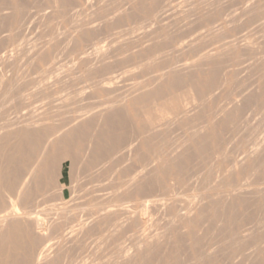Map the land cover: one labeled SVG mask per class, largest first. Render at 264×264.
I'll return each mask as SVG.
<instances>
[{
    "label": "rangeland",
    "instance_id": "rangeland-1",
    "mask_svg": "<svg viewBox=\"0 0 264 264\" xmlns=\"http://www.w3.org/2000/svg\"><path fill=\"white\" fill-rule=\"evenodd\" d=\"M42 1L43 0H41V2H40V0H36V1L35 0H11V1L5 0L6 5L8 4L7 6H5V5H3V4H5V2L3 0V3H1L2 5H0L1 6L0 9L2 8L3 11L5 10L4 12L7 13V16L10 15V18L9 17L7 18L5 15H3L4 12H2V11H1L2 14L0 15V17L2 16L0 19V24H1V20L5 21V22L4 21L2 22L4 24L0 25V27L2 26L1 31H0V36H2V37H0V43H1L0 44V57L1 56L2 57H1L0 61H3V62H0V70L1 69L3 70V72L1 71L2 72V78L1 79L5 80V81L2 80L4 85L1 88V90L3 91V92H1V94L4 93L2 95V97L5 96V97H3V98H5V101H3V104L0 107L1 108L0 109V120H1V118L2 119L8 118L9 113H10L9 116H11L12 114H14L13 113L14 111L16 112V110H15L16 109L15 108L16 102H18L17 103L18 105H16V107L19 106V109H20V106H21V108L23 106L22 103H24V105H25V103H32L33 100L36 98H38V99H36L35 101H37V100L38 101L35 102V104L37 103L36 105H40V103H41L40 101H42L39 99L40 96L42 98H45V97L56 98L58 96L61 97L59 94H62V96L65 94V96H63V99L66 100L65 102H63V105L59 106L61 108H57L58 110L53 108V107H50L51 108L50 109L49 106L47 107L49 109L46 108V111L44 110V108H42L44 111V112L42 111V113L46 112L44 114L45 117L41 113V115H42L41 117L45 121L42 120L39 122L40 124L38 123V125H37L38 129L36 128L35 124H29L28 126L24 124L25 128H23L24 125L22 126V125H20V123L18 125V123H17L16 127L12 128L13 131L12 130L10 131V135H8V137L0 136V175H1L0 176V189H2L1 188V186H2L4 189V190L3 189L2 190L5 191V192H3L1 190V192H0L3 194V196H2V194H0V205H1L0 206V213L2 214L5 212V210L7 211L10 209L8 202L7 203L4 202V200L5 201L8 200L7 196H5V193H7L8 191L10 192L11 195L13 194L12 198L15 200V202H17L16 204H17V207L19 208V210H21V211L26 210V211H29V213H30L29 218L25 220L26 223L20 222V224H19V222H13L14 223L13 224L11 221L6 222L4 220L0 224V227L2 228L0 230V264H32L33 259L38 257V256H40L42 258L41 259L42 261L40 260L41 262H38V264H57V263L58 264H112L115 261H116L115 264H117V263L121 264V262H122V264H124L125 262H126L125 264H134V262H135V264H168V263L169 264H180V263L184 264V263H186V261L188 264H202V263L206 264L204 262L200 263V261L197 262L198 260H195L192 257L193 254H195L194 251H195L196 245L193 244L194 245V247H193L192 243H194V241H191V236L189 237L190 234L186 235L187 232L190 233L189 230L186 231V229L183 228L184 230L182 229L183 231H181V227L178 226V225L181 226V223L180 222L176 223L177 220H180V217L175 219L174 215H172L175 212L174 210H176V209L173 207H171L172 210L170 209L171 213L173 212L172 214L171 213L170 214L172 215L171 216L172 219L175 220V221L174 220L172 221V223L174 222L176 224V227H175V224L172 225V223H167V222H170V220H172L170 218V214L168 213V212H170L169 209L166 208V209H168V211H167L164 208L165 205H162V204L161 205L158 204L157 205V206H159V208H158L154 204V202L151 201V199L153 200L154 198H156L158 195H160L162 192H164L166 190L165 188H167V187L170 191H172L174 193L177 191L176 193L179 194V192L180 193H183L184 191L188 192L189 189L191 191H194L195 188L196 189L200 188L198 190H201L202 187H204L203 185H205L207 187V188L206 187L203 188L204 190H206L208 188H219V187L225 188L227 185H228V187H231V186L238 184L239 182H241L243 180V178L246 177L247 173L249 172V169H250L249 164L251 163V161L248 160L246 162V164L249 165L247 167V169L243 168V167L241 168V166H239L240 168L238 167L236 169L235 168L229 169V168L232 165L234 158L236 159V158L241 157L247 151V149L249 147L247 148V146H245L246 144L249 146V144L255 143L254 145L261 146L260 149H258L260 151V153H258V150H255L258 155L256 156L255 155L256 153H255L253 156L255 157V159H256V157H258L257 160H259L260 156H261V159L263 160V158H264V144H262V143H264V133H263V131H264V129H263L264 128V115H262V114L264 112H262V111H264V109L262 106H264V88H263L264 87V77L261 78V76H264V48H263L264 47V44H263L264 43V14H263L264 13V0H263V2H262V0H257V1L251 0L252 3L251 2L248 3L247 1H249V0H211V1L210 0H200V1L199 0H192V1L191 0H181V2H180V0H133V2H132V0H124V1L123 0H116V1L115 0H101V1L100 0H96V1L91 0L90 2L93 4H91L89 2V0H86L87 3L85 2V0H67V1L66 0H63V1L62 0H44L45 2L44 1L42 2ZM160 1H162V2H160ZM175 1L177 2L176 3L177 5L175 4ZM121 2H122V4H121ZM169 2H170L169 8L173 7V9H172L173 11L172 10H170L169 12L167 11L166 13H169L167 15L164 12V14H165L164 15L162 12L165 9H168L167 7L169 6ZM246 2H247V4L245 5ZM14 3H15V5H18L17 10L12 9ZM88 3H89V5H88ZM107 3H108V5H107ZM10 4L12 6H10ZM94 4H96V6ZM129 4H131V5H129ZM137 4L139 6H141L140 9H139V6H137ZM179 4L180 5L183 4V5L180 6ZM192 4H193V6H192ZM250 4H251V6H250ZM92 5H93V7H92ZM242 5H244L245 7L243 6L242 7L243 10L241 9V12H240L238 10L241 8ZM2 6H4V7H2ZM45 6L48 8L46 9ZM142 6H144V7L142 8ZM216 6H217V8H216ZM233 6H235V7H233ZM161 7H162V9H161ZM246 7H247V10H245ZM42 8L44 9V11L42 10ZM72 8H73V10H72ZM119 8H121V9H119ZM128 8L131 10H128ZM234 8L236 11H234ZM113 9H115V10H113ZM159 9H161V10H159ZM231 9H232V11H231ZM76 10H77V12H76ZM141 10H145L146 12L141 11ZM230 11L233 13H231ZM28 12H30V14ZM63 12H64V14H63ZM116 12L118 13V15L116 14ZM124 12H126V13L124 14ZM71 13H72V15H71ZM128 13L129 14L132 13L130 15V17H129ZM158 13H159V15H158ZM182 13H184V14H182ZM235 13H237L238 15ZM254 13H256V14H254ZM261 13L263 15H261ZM68 14H69V16H68ZM107 14L109 17L107 16ZM122 14H123V16H122ZM75 15H76V17L80 16V19L77 17L78 19L75 18V20H74L73 18ZM137 15H139V16L137 17ZM224 15H227V17ZM234 15H236V16H234ZM3 16H5L7 19L5 18L6 19L5 20L3 18ZM35 16H37V17L34 18ZM149 16H152V17L149 18ZM188 16H190V17H188ZM257 16L258 17L260 16V17L258 18ZM22 17H23V19H22ZM135 17H136V19H135ZM143 17H144L145 21H144ZM163 17H165V18H163ZM191 17H192V19H191ZM50 18H52V19H50ZM106 18L109 21H107ZM227 18H228V20H227ZM231 18L233 20H231ZM66 19H68V20H66ZM130 19H132V20H130ZM146 19H148L149 21ZM154 19H156V20L154 21ZM225 19H226V21H225ZM249 19H251V20H249ZM7 20H8V23H7ZM46 20H47V22H46ZM76 20H78V23ZM116 20H118V22ZM120 20H121V22H120ZM150 20H151L152 24L148 23V22H150ZM152 20H153V22H155V25L152 22ZM257 20H259V21H257ZM58 21H59V23H58ZM104 21H106V22H104ZM112 21H114L113 24H112ZM211 21H212V23H211ZM9 22L10 23L12 22V23L9 25ZM70 22H72V23L70 24ZM85 22H86V24H85ZM109 22H111V23H109ZM119 22L121 24H119ZM140 22H141V24H140ZM68 24H70V26ZM84 24L87 25V27L88 26L90 27V24H91V27L87 28L86 26H84ZM148 24H150V25H148ZM210 24H211V26H210ZM132 25H134V26H132ZM212 25H214V26H212ZM6 26H9V27H6ZM24 26H25V28H24ZM107 26H109V27H107ZM74 27H77V28L81 27L83 29L79 28V30L81 32L78 31L77 28L72 30ZM147 27H148V29H147ZM5 28H7V30ZM44 28L46 29V31H44ZM48 28H50V29H48ZM149 29H150V31H149ZM257 29H258V31H257ZM2 30H3V32H2ZM16 30L19 32V34ZM22 30H23V32H22ZM54 30H56V31H54ZM35 31H36V33H35ZM59 31H63V33L61 32L62 35H61V33H59ZM215 31H216V33H215ZM253 31H254V33H253ZM9 32H10V34H9ZM15 32H17V33H15ZM85 32H87L88 34ZM121 32H123V33H121ZM146 32H148V33H146ZM154 32H155V35H154ZM195 32H197V33H195ZM205 32H206V34L208 33L207 39H206V36L204 34ZM256 32H257V34H256ZM57 33H59V34H57ZM115 33H116V35H114ZM54 34H56V35L54 36ZM103 34L104 35L106 34L105 35L106 37L103 36ZM111 34H112V36H110ZM132 34H134V35H132ZM141 34L143 36H140ZM6 35H7V37H6ZM45 35H46V37H45ZM64 35H66V36H64ZM113 35H114V37H113ZM36 36H38V37H36ZM48 36H50V37H48ZM232 36L234 38H232V40H231ZM259 36L262 38H260ZM63 37H65V38H63ZM253 37H254V39H253ZM61 38H63L66 41L62 40ZM48 39H49V41H48ZM107 39H108V41H107ZM191 39H192L193 43L191 42ZM235 39L239 40V42H241V43L244 41V44L243 43L241 44L238 41H235ZM244 39L246 41H248L250 44H252V47H249L250 44H248ZM154 40H155V43H154ZM194 40H198L197 43H196V41L194 42ZM219 40H221V41L224 40V41L221 43V41H219ZM249 40H251V42ZM257 40L260 42H258ZM120 42L122 43V45ZM147 42H149V43H147ZM179 42H181V45L183 44V46H181ZM230 42H232V44L233 43L236 44L237 48L235 47L234 44H233V47H230V46H232V44ZM188 43H190V44H188ZM229 43H230V45H227ZM30 44L34 45V46H39V47L37 48V47L32 46L33 48H31ZM91 44H93V45H91ZM246 44L249 47V48L247 47L248 50L246 49V46H247ZM20 45H21V48H20ZM107 45H109V46H107ZM192 45H193V47H192ZM226 45H227V47H226ZM238 45H239V47H238ZM93 46H94L96 52L94 51ZM118 46H120L121 51L119 50ZM205 46H206V48H205ZM25 47L28 48V50ZM156 47H157V50H156ZM208 47L209 48L212 47V49L210 48L211 49L210 50ZM5 48H7V49H5ZM169 48H171V49H169ZM220 48L221 49L224 48V49L221 50ZM12 49L14 50L17 57L21 56L20 57L21 59L19 57L17 58V60L20 59V60H18V63H17L19 68H17V66L13 64L15 61V58L14 57L12 58L11 55H8V54H11ZM33 49L36 50V51L35 50L33 51L34 53L32 52ZM84 49L87 51L86 52L87 54L84 53L85 52ZM206 49H209V50H206ZM250 49H253V50L251 51ZM258 49H260V50H258ZM66 50H67V52H66ZM97 50H99V52ZM103 50L105 51V53ZM164 50H166V51H164ZM186 50H187V52H186ZM202 50H204L203 53H202ZM216 50H217V53H215ZM224 50L225 51L228 50L227 53ZM4 52H6V53H4ZM207 52H208V54H207ZM212 52H214L215 54H213ZM21 53H23L24 57L21 55ZM24 53H25V55H24ZM52 53H53V55H52ZM97 53L103 55V57L100 55V59H98L99 54H97ZM222 53H224V54H222ZM26 54L31 55V57L28 56L29 58H26L27 57ZM156 54H158V55H156ZM201 54L203 56L199 60V55L201 56ZM209 54H210V56L208 57L207 55H209ZM211 54H212V56H211ZM258 54H259V56H258ZM68 55H69V57H68ZM104 55H106V57H104ZM152 55H154V56H152ZM214 55H216V56H214ZM220 55H222L223 57ZM242 55H243V57H242ZM7 56L11 57V60ZM204 56H206V58H204V60H203ZM231 56L232 57L236 56V60L234 57H233L234 58L233 59ZM153 57L155 58V60ZM158 57H160V58H158ZM165 57H167V58H165ZM249 57H251V58H249ZM52 58H54V59H52ZM94 58H96V59H94ZM185 58L187 60H185ZM209 58H210V60H209ZM58 59H61V60H58ZM150 59H151V61H149ZM9 60H10V62H9ZM188 60L190 63L188 62V64H187V62H185V61H188ZM190 60H192V61H190ZM62 61H64V63ZM101 61H103V62H101ZM213 61H214V63H213ZM139 62H140V64H139ZM181 62L183 64H181ZM231 62H233V63H231ZM3 63H4V65H3ZM57 63H59V64H57ZM93 63H94V65H93ZM236 63L237 64L238 63L239 64L244 63V64H242V65L238 64L239 65V67H238V65ZM10 64H13V65H11V66H13V68L10 67ZM88 64H89V66H88ZM63 65L65 67L66 66L67 67L63 68ZM69 65H70V67H69ZM14 66H16V67L14 68ZM169 66H172L173 69ZM179 66H181V67H179ZM217 66H218V68H217ZM98 67H100V68H98ZM131 67L133 68V70ZM231 67H232V69H231ZM54 68L56 70H58V73H60V74H58ZM161 68H163L162 69L163 71L161 70ZM210 68H211L212 72L210 71ZM212 69H215V70H212ZM12 70H13V72H12ZM164 70H166V71H164ZM231 70H233V71H231ZM248 70H249V72H248ZM21 71H22V73H21ZM122 71H124V72H122ZM40 72L43 74H41ZM64 72L67 75H64ZM134 72H136V73H134ZM139 72H140V75H138ZM154 72H155V74H153ZM163 72L166 73L168 76L166 74H164ZM217 72H218V74H217ZM6 73H9L13 77H10V75L7 76L8 74H6ZM17 73L19 76L17 75ZM24 73H26V74H24ZM13 74H16V75H13ZM245 74H246V76H245ZM41 75L43 77H41ZM72 75H74V76H72ZM138 76H139V78H143V80L142 81H141V79L139 80L137 78ZM23 77H24V79H23ZM43 78H45V79H43ZM65 78L66 79L69 78V79L66 80ZM104 78H108V79L110 78V79L114 80V83L109 88V90L108 89L105 90V89H101V88H96V89H92V90H91V88L86 89L85 85H89V84L91 85L92 83L99 81V80H103ZM151 78H153V79H151ZM19 79H21V80L23 79L21 83H20ZM51 79H53V81H51ZM56 79H58V80H56ZM131 79L136 80V81H132ZM42 80L44 82H42ZM130 80L133 83L129 84L131 82ZM137 80L139 81V84H138ZM155 80L157 82H155ZM39 81H41L40 84L38 83ZM69 81H71V82L69 83ZM80 81H81V83H80ZM23 82H24V84H23ZM29 82H31V83H29ZM116 82H118V83H116ZM134 82L137 83V85H133V84H135ZM140 82H142V83H140ZM241 82L242 83L246 82L245 83L246 85L242 84ZM252 82H253V85H252ZM32 83H33V85H32ZM72 83H73V85H72ZM22 84H23V86H22ZM25 84H27V85H25ZM67 84H68V86H67ZM126 84L128 86L130 85L131 88H129L130 86L126 87ZM141 84H143V85H141ZM19 85L22 86L23 89ZM123 85H125V86L123 87ZM132 85L135 87L137 86V87L136 88L134 87V89H133ZM162 85H163V87H162ZM171 85L173 87H171ZM24 86H26V89H28L27 87H30L31 89H28L27 91H23V90H26V89H24L25 88ZM68 87H69V89H68ZM246 87H247V89H246ZM4 88H6V89H4ZM62 88H64V89L62 90ZM77 88L78 89L82 88L83 90H82V92L81 91L80 92L83 94L79 93V96L77 98H75L74 96H72V93ZM128 88L130 90L132 89V92ZM139 88H140V91H139ZM9 89L12 92H10ZM4 90H5V92H4ZM248 90H249V93H248ZM17 91H19V92H17ZM147 91L148 92L150 91V92L148 93ZM8 92H10V94H7ZM13 92H14V95H13ZM38 92H39V94H38ZM111 92L114 94L112 95ZM129 92H131V93H129ZM33 93H35L36 96ZM69 93H70V95H69ZM144 93H147V94H144ZM136 95L138 97H135ZM211 95H212V98H211ZM241 95H242V97H241ZM255 95H257V97ZM2 97H1V99H2ZM23 97L26 100L28 97L27 102ZM33 97H35V98H33ZM183 97H184V99H183ZM146 99H148V100H146ZM138 100H139V104H138ZM145 100L147 101V103H145L146 102ZM235 100H236V102H235ZM46 101L47 100H44V101H42V103L46 102ZM70 101H72V102H70ZM186 101H187V104H189V105L191 102L195 105H193L191 103L192 105H190V108H187L189 105L186 106ZM188 101H191V102H188ZM11 102L13 104L14 103L15 104L13 105V104H11ZM116 102H118V104ZM181 102L185 103V107H183L184 105H182L183 108L181 107ZM133 103H135V104H133ZM232 104H233V106H232ZM239 105H240V107H239ZM259 105L261 106V109L259 108L260 107ZM63 106H64V108H63ZM81 106L83 107V109H81L82 108ZM191 106H195V107H192V108H194V110L191 109ZM227 106H229L228 109L225 108ZM253 106H256L258 109L256 107H253ZM169 107H172V108H169ZM161 108L163 109L162 111L166 110L164 108H167V109L169 108L168 111L170 109L172 111L174 109V111H175L176 108H179L177 113L175 111L176 115L178 114V112H179V114L177 116H175V113L173 111V113H171V114H173L174 116L172 115L173 117H171V114H170L171 119L168 118L169 122H167V120H163L165 123L162 121L161 124L160 123L157 124V122H161L160 120H158V121L155 120L156 117L158 115H160L158 113H161V110H160ZM181 108L182 109L185 108L183 110L184 112H185V110L188 109L189 113L185 112L186 113V116H185L184 115L185 113H182L183 111ZM54 109L57 110L56 112H59L60 114L58 113V115H57L54 112L55 111ZM9 110H10V112H9ZM219 110H220V112H219ZM39 111H41V110H39ZM152 111H153V113H152ZM158 111H160V112H158ZM259 111H260V113H259ZM1 112H4L6 114L2 115L3 113H1ZM23 112H25V110ZM51 112H53L55 114H53V113L50 114ZM90 112H91V114H90ZM118 112H120V114ZM156 114H158V115H156ZM189 114H190V116H189ZM46 115H47V117H46ZM48 115H50V116L52 115V117H50ZM112 115H114V116H112ZM180 115H183L182 116L183 118H181ZM152 116H155V119L153 117L152 118L153 121H152V119L150 121V117H152ZM244 116H245V119L243 118ZM66 117H68V118L66 119ZM71 117H72V119H71ZM239 117L241 119L242 118L243 119L240 120ZM209 118H211L212 122ZM213 119H214V121H213ZM65 120L67 121V123L68 122L69 123L66 124ZM61 121H62V123H61ZM154 121H157V122H155L156 124H152V123H154ZM191 121H192V123H190ZM242 121H244V122H242ZM120 122H122V123H120ZM175 122H176V124H175ZM150 123L152 124V126L154 125L155 128H151L152 126ZM240 123H242V124L239 125ZM245 123H246V125H244ZM69 124H72V125L69 126ZM205 124L207 126H204ZM61 125H64L63 126L64 128ZM66 125H67V127L65 128ZM155 125L159 126V129H157L158 133H155V131H156L155 129L158 128ZM195 125L197 126V128ZM31 126H35V127H33L31 129L30 128ZM58 126H60L62 130L59 129L60 127H58ZM68 126L71 129L68 128ZM145 126H146V128H145ZM191 126L196 128V131H197V132L195 131L196 133L194 132L195 128H192ZM165 127H166V129H165ZM202 127H204V128L202 129ZM28 128H30V130ZM257 128H259V129H257ZM25 129L28 130V133L30 131V133L28 134L29 136H27ZM151 129H154V131H152V132H154V134H156V135H153L154 137L160 136L159 138L156 137V139H158L161 142L154 141V140H156L154 138L150 139V137L153 134L151 132ZM190 129H192L193 132L191 130V133H190L189 132ZM99 131H101V132H99ZM178 131H180V132H178ZM198 131L201 133V135L198 134L199 133ZM0 132H1V130H0ZM14 132L16 133V135ZM24 132H25V135H23ZM49 132H51V133H49ZM146 132H147V134H146ZM185 132H186V134H185ZM252 132H254V133H252ZM256 132H259L258 133L259 136L257 135ZM244 133L247 136H245ZM187 134L188 135L192 134V135H190L191 137L194 135L193 136L194 139L191 137L189 138ZM196 134H198L199 136ZM243 134H244V136H242ZM34 135H35V137H33ZM42 135H43V137H42ZM147 135H149L150 137H148ZM23 136H25V138H23ZM26 136L27 137L31 136L32 138L30 137V139H31L30 142L31 143L33 141L34 142L31 144L29 142V139L28 138L26 139ZM146 136L150 141L148 139H146ZM195 136H196V138H195ZM51 137H53V138H51ZM64 137L68 140H66ZM82 138H84V139H82ZM161 139L163 140V142ZM246 139H247V141H246ZM145 140H146V142H145ZM151 140L153 143L155 142V143H158L159 145L155 144V143H154L155 145L151 144L150 147L148 145L147 146L144 145V143L150 144ZM23 141H25V142H23ZM244 141H246L245 145L243 143ZM27 142H28V144H27ZM112 143H114V144H112ZM164 143H165V145H162ZM44 144H45V146H43ZM67 144H69V145H67ZM171 144H173V145H171ZM114 145H116V147ZM120 145H121V147H119ZM167 145H169L172 148H170ZM59 146L61 148H58ZM158 146L159 147L161 146L162 149L161 148L157 149ZM175 146L176 147L178 146V147L176 148ZM227 146L229 149L227 148ZM258 146L257 147L255 146V147L259 148ZM22 147H23V149H22ZM26 147H27V149H26ZM37 147H38V149H37ZM87 147H89V148H87ZM108 147H109V149H108ZM151 147L153 149H154V147H156V149L153 150ZM174 147L176 149H174ZM225 147L228 150H226ZM245 147H246V149H245ZM169 148L171 149L170 152L168 151ZM15 149H17V150H15ZM101 149H104V150H101ZM151 149H152V151H151ZM165 149H166V152L168 151L169 153H165ZM223 149H225V150H223ZM243 149H245V150H243ZM28 150H29V152H28ZM65 150H67V151H65ZM91 150H93V151H91ZM162 150H164V152ZM217 150H219V151H217ZM41 151H43L44 154L40 153ZM212 151H214L215 154H214V152L212 154ZM7 152H8V154H6ZM151 152H154L155 156H156V153H159V154L162 153V155L164 154L163 156H166L164 158H166L168 163H165V162H163V160L160 159L162 164H163L162 165L160 160L159 161H158V159L156 160V157ZM205 152H207V153H205ZM35 153H36V155H35ZM177 153H178V155H177ZM208 153L210 155L209 156L210 158L213 155L212 158H214V159L211 158L212 163L214 162L213 164L211 163V160H207L209 158V157H206L208 155ZM216 153H218V155ZM225 153H227L226 156L229 155V157H226ZM166 154L167 155L169 154L170 155L169 158L172 160H169V158H167L168 156ZM172 155H173V157H171ZM214 155H215V157H214ZM223 155H224V158H223ZM235 155H237V156H235ZM22 156H23V158H22ZM220 156H222V157H220ZM41 157H42V160H41ZM191 157H192V159H191ZM203 157L209 165L205 162ZM225 157H226V159H225ZM215 158H217V159H215ZM230 158H232V159L229 160ZM201 159H203V160H201ZM261 159L259 161H261ZM151 160H152V162H150ZM200 160L203 163H201ZM220 160H222V161H220ZM19 161L21 163H19ZM143 161H148V163L143 162ZM153 161H155L154 162L155 166H156L155 169L158 168V170L153 169L154 168ZM196 161H197V163H196ZM51 162H52V164H51ZM176 162H178V163H176ZM150 163H152V165ZM164 163H165L166 167H168V165H169V167L166 170H164L166 168L164 166ZM170 163L173 166L172 169L170 167L171 166ZM147 164H149V165H147ZM160 164L162 165L163 168L160 166ZM175 164H176V166H175ZM206 164L209 167H210V165H212L210 168V170L212 172L208 169L209 167L207 168ZM50 165H52V166H50ZM142 165H143L144 169H142ZM145 165H147L149 167H144ZM157 165H159L160 167L159 166L157 167ZM201 165H203V166H201ZM5 166H6V168H4ZM31 166H33V167H31ZM219 166H221V167H219ZM19 167H20V169H19ZM9 168H10V170H9ZM95 168H97V169H95ZM100 168H103V169H100ZM13 170H15V171H13ZM93 170H95V171H93ZM104 170H106V171H104ZM174 170H175V172H173ZM230 170H233L232 174H231ZM241 170L244 172V175H243V172ZM259 170H260V172L258 171L255 173V178L257 180H260L263 177L261 179V181H263L264 180V167L260 168ZM10 171H11V173H10ZM19 171H20V173L21 172L22 173L20 174ZM178 171H180V172H178ZM182 171H183V173H182ZM45 172H47L48 174ZM145 172H147V173H145ZM53 173H55V174H53ZM104 173H106V174H104ZM217 173H218V176H217ZM115 174H116V176H115ZM173 174H175V176H173ZM39 175H40V177H39ZM147 175H148V177H147ZM179 176H180V178H179ZM211 177H214V178H211ZM217 178H220V180H217V182L215 183V181H216L215 179H217ZM15 179H17V180L15 181ZM25 179H27L28 181ZM131 179H133V180H131ZM156 179H159V180H156ZM213 179L215 181H213ZM256 179H253V181ZM94 180H95V182H94ZM201 180H202V182H201ZM158 181H160V184L161 183L162 184L160 185ZM222 181H223V183H222ZM172 182L174 184H172ZM184 183H185V185H184ZM208 183L210 185H207ZM106 184L107 185L109 184L108 185L109 188L107 187ZM163 184H164V186H163ZM7 185H8V187H7ZM19 185H21V186H19ZM97 185L99 187H96ZM186 185H187V187H186ZM218 185H220V186H218ZM169 186L172 188H170ZM18 187L20 188L21 191L19 190ZM101 187L103 189H101ZM105 187H107V188L105 189ZM228 187H226V188H228ZM12 188L14 190H12ZM177 188L179 191L177 190ZM87 189H88V191H87ZM196 189H195V191H198ZM17 190H19V192ZM153 191H155V192H153ZM15 192H17L18 195ZM104 192H106V193H104ZM120 193H121V196H120ZM155 194H157V195H155ZM257 194H259V193H256L254 195L252 194L254 196L253 199L256 198V200H257L258 197H255V196H257ZM39 195H41V196H39ZM42 195H46V196H42ZM152 195H153V197H152ZM102 196H106V197H102ZM87 197H89V198H87ZM100 197H101V199H100L101 203L98 202ZM119 198L120 199L122 198V202H126V203L128 202V205L133 204V206H136L134 209L135 210L137 209V212L140 210L139 207H137V206H140L142 201L147 199L146 204L144 205L142 211L143 212L148 211V213L146 212L147 214L146 213H143V214H144V218L147 216L145 219L146 225L148 226L147 230L149 233V234L147 233L148 234L147 240H150V241H146L147 242L146 244L144 243V244L140 245L141 248H143L141 251L138 248V246L136 247V246L130 244L131 242L134 243L135 238H136L135 240L137 241L138 232L140 231L139 230L140 224L138 223L139 221H137V220L135 221L134 216L129 220L127 219L128 223L122 224V222H121L120 224H122V227H119L120 224L116 225L119 222H116L115 226H114V224H112L113 221H114L113 223H115V221L117 220V218H118V216H116L117 214L114 215L115 216L114 220L112 219L113 215H111L112 218L110 216H107V218H105L106 216L104 218L103 217L100 218V216L92 214L93 212H95V210L97 208H99L100 204L102 206L103 203L108 202L109 200H112V202H114L113 201L114 199L119 200ZM123 198L125 201H123ZM259 198H260V195H259ZM76 199L78 200L77 202H76ZM148 199H150V200H148ZM22 200H24V201H22ZM103 200H106V201H103ZM256 200H254V201H256ZM120 201H117V202H120ZM260 201H261V199H260ZM260 201L258 202V200H257L256 201L257 203L254 202L256 204L255 205L254 203L252 204V202L251 203L250 202L245 203L238 198V199H233L232 202L229 200V201H227L228 203L226 201L221 203V201H220L219 202L220 204L217 203V205H216L217 207H214L215 209L212 208L213 212H209V211L206 212L209 207H207V210H205L203 213H201L200 212L201 210H199L198 212L201 214L198 216V222H199L198 223V229L199 228H201V229H199L200 230L199 232L197 231L198 229L195 230L196 232H194V233L192 232V236H193V234L200 236L202 233L203 241L207 242L210 239L221 238V236H224L225 234H228L229 232L232 231V233L236 234L235 236L242 237L241 235L244 233L243 228H246V227H244L245 225L246 226L248 225L247 227H252L254 229L253 231L256 232L257 228L253 224L254 223L253 219H255L256 218L255 216H257L258 214H262L259 212H262L261 210L264 208V206H263L264 200L261 201L262 204ZM44 202H45V204H44ZM73 202H74V204H73ZM225 202L227 205L226 204L224 205ZM96 204H99L98 207ZM76 205L79 207H76ZM146 205H148L149 208L152 205L153 206L149 209ZM219 205L221 207H223V209ZM254 205H255V207H254ZM95 206L97 208H95ZM162 206H164V207H162ZM261 206H262V208H261ZM61 207L62 208L68 207V210H70L71 212L69 213V211L67 210L68 213H66L65 216H59L56 210L61 209ZM156 207H157V209H156ZM218 207L220 208V210L221 209L222 210L219 211ZM227 207L229 209H227ZM74 209H77V211ZM92 209H94L93 212H92ZM146 209H148V210H146ZM209 210L212 211L211 208H209ZM228 210L231 213H229ZM41 213H42V216L44 218L45 217L47 218V216H49L47 218V220L41 216ZM47 213H49V214H47ZM204 213H205V215H204ZM209 213H210V215H209ZM252 213H253V215H252ZM76 214H77V216H76ZM162 215L165 217V219L163 218ZM223 215H225V216H223ZM227 215H228V217H227ZM205 216H206V218H204ZM109 217H110V220H109ZM210 217H211V219H210ZM41 218H43V221L41 220ZM168 218H170V219L168 220ZM149 219H151V220L149 221ZM111 220H112V222H111ZM133 220L135 222H137V224L134 223ZM156 220L158 223L156 222ZM206 220H207V222H206ZM41 221L44 224V226H41V225L38 226V224ZM68 221H69V223H68ZM164 221H165V223H163ZM211 221H213V222H211ZM228 221H230V222H228ZM37 222H38V224H37ZM124 222H126V221H124ZM147 222H150L149 225H151V226H149ZM204 223H207V225L204 226ZM8 224H10L11 226ZM21 224H22V226H21ZM33 224L35 226L37 224L36 229L41 230V234L42 233L44 234L46 232L44 234V236L42 235L43 237L41 236V234H32L31 231H28V229H27V228H29L28 225L33 226ZM110 224L113 225V227ZM167 224H168V226H167ZM229 224L231 226H229ZM160 225L164 228H162ZM255 225H256V223H255ZM69 226H70V228H69ZM202 226H203V228H202ZM227 226L230 227V229H229L230 231L229 230L227 231V229H228ZM79 227H81V228L79 229ZM116 227H119V229L118 228L116 229ZM124 227H125V229H124ZM154 227H156V228H154ZM167 227H169V228H167ZM177 227H179V229H177ZM231 227H233L232 228L233 230L231 229ZM122 228L126 232L127 235L125 234V232L122 231ZM131 228H133V229H131ZM172 228H173V230H172ZM214 228H215V230H214ZM107 229H108V231H107ZM112 229H114V230L112 231ZM134 230H137V231L139 230L138 232L136 231L137 236H136ZM158 230L163 231L165 235L163 234V232H158ZM179 230H180V232H178ZM202 230H203V232H201ZM78 231L80 233H78ZM128 231L130 233H128ZM155 231H157V232H155ZM184 231L186 233H184ZM27 232H29V233H27ZM96 233H98V234H96ZM103 233H104V235H103ZM131 233L133 234V236L129 235ZM150 233H152L151 235L153 236L152 237L153 239L151 238V236H149ZM153 233H155V234H153ZM156 233H157V235H156ZM2 234H3V236H1ZM72 234H74V235H72ZM177 234H179V235H177ZM33 235L36 237V239L33 237ZM47 235H50V236L48 237ZM100 235H102V236H100ZM4 236H6V237H4ZM127 236H129V237H127ZM134 236H136V237H134ZM209 236L211 237L210 239H209ZM212 236L214 238H212ZM39 237H41V238H39ZM86 237H88V238L86 239ZM49 238H50V240H49ZM99 238L103 239V240H100ZM124 238H125V240H124ZM81 239H82V241H81ZM155 239L157 242L155 241ZM171 239L174 240V242ZM2 240H3V242H2ZM44 240L47 243V246H45L46 243L44 242ZM120 240H122V242L123 241L124 242L122 243ZM126 241H127V243H125ZM128 242L131 246L128 245ZM42 243H43V245H41ZM114 243H116V244L114 245ZM104 244H107V246ZM119 244L122 245L123 249L120 250V252H119V253H121V255L119 256V259H116V258H118L119 253L117 254V252L119 250H117V248H115V246L119 247ZM123 245L125 247L130 246V247H128V248H130V250H129L130 252H128L127 248H124ZM223 245H224V247L222 245H221L222 247L221 246L217 247V249H219L218 251H217V249H215L214 253H217V255H218V253H220V252L221 253H220V255L217 256L218 258L213 259V261L215 259H217V261L215 260L214 263H212V264H218L219 259H221V260H219L221 264L222 263L224 264V262H226L225 264H227V262L229 263L232 260V259H230L233 257L232 252L230 251L231 249L229 250L227 243H224ZM19 246H20V248H19ZM105 247H106V249L109 250L110 253L105 249ZM135 247H136V250H135ZM261 247L262 246H260V250L262 252L260 253V250H258L259 252L256 250L255 254L251 257V260L253 258L254 261L253 260L252 261L255 262V260H256V262L258 264H264V248L263 247L261 248ZM110 248H112V250H110ZM144 248H146V249H144ZM258 248H259V246H258ZM124 249H125V251H124ZM131 249H133V250H131ZM150 249L151 250L153 249L154 251L153 250L151 251ZM220 249H221V251H220ZM43 250H45V251H43ZM95 250H96V252H95ZM228 250L230 251L229 252L230 254L227 253ZM34 251H35V254H34ZM121 251H124L126 253L127 252L130 253V254H128V253L127 254L130 255L129 257L132 260L129 257H128L129 259L128 258L126 259L124 257V259H122V261H121L120 258H123L121 256L122 255L125 256V253L124 252L122 253ZM134 251H135V253H134ZM37 252H38V255H37ZM114 252L116 253L117 257H115L116 255L114 254ZM140 252H143V253H140ZM248 252H249V249L244 251V253H248ZM99 253L103 254V255H100ZM127 254H126V257L128 256ZM226 254H228L227 256H229V259L226 256ZM259 254H260V256H259ZM96 256L97 257L99 256V257L97 258ZM189 256H190V258H189ZM20 257L24 258V260L21 259ZM135 257H136V259H135ZM219 257H221V258H219ZM12 258H14V259H12ZM99 258H101V259H99ZM102 258H104V259H102ZM157 258H158V260H157ZM191 258H193L194 260ZM222 258H223V261H222ZM240 258H242V257L239 256L238 259H240ZM113 259H115V261ZM125 260H128V263ZM141 260L143 263L141 262ZM14 261H15V263H14ZM106 262H108V263H106ZM245 262H246V260H245ZM249 263H250V261H248L247 263H244V264H249Z\"/></svg>",
    "mask_w": 264,
    "mask_h": 264
},
{
    "label": "bare ground",
    "instance_id": "bare-ground-1",
    "mask_svg": "<svg viewBox=\"0 0 264 264\" xmlns=\"http://www.w3.org/2000/svg\"><path fill=\"white\" fill-rule=\"evenodd\" d=\"M9 1H11V0H9ZM36 1V0H35ZM44 1V0H43ZM42 1V2H43ZM63 1V0H62ZM61 1V2H62ZM67 1V0H66ZM91 0H89V2H90ZM94 1H96V0H94ZM101 1V0H100ZM116 1V0H115ZM124 1V0H123ZM122 1V2H123ZM192 1V0H191ZM200 1V0H199ZM211 1V0H210ZM253 1H255V0H253ZM257 1V0H256ZM4 2H5V0H4ZM34 2V1H33ZM39 2V1H38ZM40 2H41V0H40ZM45 2V1H44ZM60 2V3H61ZM77 2V1H76ZM85 2H86V0H85ZM98 2V1H97ZM104 2V1H103ZM111 2V1H110ZM118 2V1H117ZM122 2H121V4H122ZM131 2V1H130ZM132 2H133V0H132ZM151 2V1H150ZM156 2V1H155ZM160 2H162V1H160ZM179 2V1H178ZM180 2H181V0H180ZM218 2V1H217ZM226 2V1H225ZM248 3L249 2H251V0H249V1H247ZM247 2L245 3V5L247 4ZM262 2H263V0H262ZM1 3H3V0H0V5H2ZM87 3V2H86ZM91 3V2H90ZM125 3V2H124ZM123 3V4H124ZM127 3V2H126ZM177 2L175 1V4H176ZM192 3V2H191ZM204 3V2H203ZM208 3V2H207ZM222 3V2H221ZM220 3V4H221ZM252 3V2H251ZM12 4V3H11ZM10 4V6H12ZM32 4V3H31ZM35 4V3H34ZM38 4V3H37ZM54 4V3H53ZM91 4H93V3H91ZM106 4V3H105ZM110 4V3H109ZM116 4V3H115ZM120 4V5H121ZM128 4V3H127ZM3 5H5V6H7L6 5V2H5V4H3ZM14 5H15V3H14ZM13 5V7H12V9L13 10H17V8H18V5H15L14 6ZM25 5V4H24ZM28 5V4H27ZM33 5V4H32ZM39 5V4H38ZM65 5V4H64ZM88 5H89V3H88ZM95 6H96V4H94ZM107 5H108V3H107ZM106 5V6H107ZM129 5H131V4H129ZM177 5V4H176ZM180 5V4H179ZM181 5H183V4H181ZM180 5V6H181ZM213 5V4H212ZM215 5V4H214ZM260 5V4H259ZM9 6V7H10ZM48 6V5H47ZM55 6V5H54ZM78 6V5H77ZM105 6V5H104ZM137 6H139L138 4H137ZM192 6H193V4H192ZM205 6V5H204ZM240 6V5H239ZM244 5H242L241 6V8L238 10V11H240L241 12V9H242V7H243ZM250 6H251V4H250ZM1 7V6H0ZM2 7H4V6H2ZM27 7V6H26ZM46 7V6H45ZM80 7V6H79ZM92 7H93V5H92ZM91 7V8H92ZM110 7V6H109ZM132 7V6H131ZM140 7L141 6H139V9H140ZM144 6H142V8H143ZM170 7V2H169V6L167 7L168 9H165L162 13L164 14V12H165V14L167 15V14H169V13H166L167 11L169 12L170 10H172L173 9V7H171V8H169ZM176 7V6H175ZM174 7V8H175ZM224 7V6H223ZM233 7H235V6H233ZM245 7V6H244ZM44 8V7H43ZM42 8V10L44 11V9ZM48 7H46V9H47ZM75 8V7H74ZM90 8V9H91ZM123 8V7H122ZM126 8V7H125ZM178 8V7H177ZM186 8V7H185ZM216 8H217V6H216ZM238 8V7H237ZM252 8V7H251ZM260 8V7H259ZM78 9V8H77ZM93 9V8H92ZM101 9V8H100ZM117 9V8H116ZM119 9H121V8H119ZM118 9V10H119ZM137 9V8H136ZM161 9H162V7H161ZM161 9H159V10H161ZM176 9V8H175ZM174 9V10H175ZM190 9V8H189ZM192 9V8H191ZM229 9V8H228ZM263 9V8H262ZM23 10V9H22ZM55 10V9H54ZM72 10H73V8H72ZM75 10V9H74ZM113 10H115V9H113ZM126 10V9H125ZM128 10H131V9H129L128 8ZM243 10V9H242ZM245 10H247V7H246V9ZM256 10V9H255ZM4 12L3 10H2V8L0 9V15L2 14V12ZM8 11V10H7ZM24 11V10H23ZM47 11V10H46ZM50 11V10H49ZM133 11V10H132ZM141 11H145V10H141ZM173 11V10H172ZM231 11H232V9H231ZM230 11V12H231ZM234 11H236L235 10V8H234ZM27 12V11H26ZM25 12V13H26ZM41 12V11H40ZM69 12V11H68ZM76 12H77V10H76ZM121 12V11H120ZM119 12V13H120ZM136 12V11H135ZM146 12V11H145ZM149 12V11H148ZM159 12V11H158ZM205 12V11H204ZM29 14H30V12H28ZM27 13V14H28ZM32 13V12H31ZM42 13V12H41ZM99 13V12H98ZM101 13V12H100ZM122 13V12H121ZM126 12H124V14H125ZM153 13V12H152ZM161 13V12H160ZM231 13H233V12H231ZM28 14V15H29ZM33 14V13H32ZM54 14V13H53ZM63 14H64V12H63ZM66 14V13H65ZM89 14V13H88ZM116 14L118 15V13L116 12ZM129 14V13H128ZM132 13H130L129 14V17H130V15H131ZM162 14V15H163ZM164 14V15H165ZM182 14H184V13H182ZM235 14H237V13H235ZM245 14V13H244ZM243 14V15H244ZM251 14V13H250ZM254 14H256V13H254ZM264 14V13H263ZM262 13H261V15H263ZM3 15H5L7 18L9 17L10 18V15L9 16H7V13H3ZM37 15V14H36ZM71 15H72V13H71ZM70 15V16H71ZM90 15V14H89ZM134 15V14H133ZM149 15V14H148ZM158 15H159V13H158ZM181 15V14H180ZM231 15V14H230ZM238 15V14H237ZM253 15V14H252ZM259 15V14H258ZM260 15V16H261ZM5 16H3V18L5 19L6 17ZM63 16V15H62ZM68 16H69V14H68ZM67 16V17H68ZM98 16V15H97ZM107 16H108V14H107ZM122 16H123V14H122ZM139 15H137V17H138ZM224 16H226L227 17V15H224ZM232 16V15H231ZM234 16H236V15H234ZM241 16V15H240ZM259 16V17H260ZM2 17V16H1ZM1 17H0V19H1ZM24 17V16H23ZM23 17H22V19H23ZM37 16H35L34 18H36ZM66 17V18H67ZM78 17V16H77ZM76 17V15L74 16V20H75V18L76 19H80V16L77 18ZM109 17V16H108ZM117 17V16H116ZM121 17V16H120ZM150 17H152V16H149V18ZM174 17V16H173ZM188 17H190V16H188ZM230 17V16H229ZM246 17V16H245ZM252 17V16H251ZM258 17V16H257ZM258 17V18H259ZM6 18V19H7ZM87 18V17H86ZM96 18V17H95ZM126 18V17H125ZM140 18V17H139ZM158 18V17H157ZM160 18V17H159ZM162 18V17H161ZM163 18H165V17H163ZM233 18V17H232ZM231 18V20H233ZM5 19V20H6ZM48 19V18H47ZM50 19H52V18H50ZM61 19V18H60ZM72 19V18H71ZM70 19V20H71ZM97 19V18H96ZM104 19V18H103ZM120 19V18H119ZM133 19V18H132ZM132 19H130V20H132ZM135 19H136V17H135ZM143 19H144V17H143ZM152 19V18H151ZM171 19V18H170ZM191 19H192V17H191ZM223 19V18H222ZM221 19V20H222ZM230 19V18H229ZM254 19V18H253ZM9 20V19H8ZM8 20H7V23H8ZM57 20V19H56ZM66 20H68V19H66ZM69 20V21H70ZM93 20V19H92ZM106 20H107V18H106ZM113 20V19H112ZM122 20V19H121ZM121 20H120V22H121ZM146 20H148V19H146ZM156 19H154V21H155ZM158 20V19H157ZM160 20V19H159ZM213 20V19H212ZM227 20H228V18H227ZM238 20V19H237ZM249 20H251V19H249ZM255 20V19H254ZM260 20V19H259ZM259 20H257V21H259ZM262 20V19H261ZM4 20H1V24H4V23H2ZM27 21V20H26ZM30 21V20H29ZM77 21V23H78V20H76ZM75 21V22H76ZM107 21H109V20H107ZM117 22H118V20H116ZM143 21V20H142ZM144 21H145V19H144ZM149 21V20H148ZM147 21V22H148ZM208 21V20H207ZM225 21H226V19H225ZM230 21V20H229ZM235 21V20H234ZM253 21V20H252ZM5 22V21H4ZM28 22V21H27ZM35 22V21H34ZM46 22H47V20H46ZM52 22V21H51ZM95 22V21H94ZM100 22V21H99ZM104 22H106V21H104ZM113 22L114 21H112V24H113ZM119 22V24H121ZM152 22H153V20H152ZM157 22V21H156ZM166 22V21H165ZM228 22V21H227ZM236 22V21H235ZM12 23V22H11ZM10 22H9V25L11 24ZM14 23V22H13ZM58 23H59V21H58ZM72 22H70V24H71ZM82 23V22H81ZM97 23V22H96ZM109 23H111V22H109ZM148 23H151V20H150V22H148ZM154 23V25H155V22H153ZM164 23V22H163ZM211 23H212V21H211ZM214 23V22H213ZM221 23V22H220ZM230 23V22H229ZM232 23V22H231ZM261 23V22H260ZM0 24V25H1ZM32 24V23H31ZM45 24V23H44ZM50 24V23H49ZM70 24H68L69 26H70ZM85 24H86V22H85ZM84 24V26H86L87 27V25H85ZM94 24V23H93ZM111 24V25H112ZM115 24V23H114ZM118 24V25H119ZM140 24H141V22H140ZM147 24V23H146ZM152 24V23H151ZM157 24V23H156ZM173 24V23H172ZM258 24V23H257ZM7 25V24H6ZM51 25V24H50ZM96 25V24H95ZM138 25V24H137ZM148 25H150V24H148ZM219 25V24H218ZM30 26V25H29ZM43 26V25H42ZM63 26V25H62ZM82 26V25H81ZM121 26V25H120ZM132 26H134V25H132ZM140 26V25H139ZM152 26V25H151ZM150 26V27H151ZM164 26V25H163ZM210 26H211V24H210ZM212 26H214V25H212ZM256 26V25H255ZM2 27V26H1ZM1 27H0V31H1ZM6 27H9V26H6ZM73 27V26H72ZM71 27V28H72ZM78 27V26H77ZM77 27H74L72 30H74L75 28H77ZM90 27H91V24H90ZM89 26L87 27V28H90ZM93 27V26H92ZM96 27V26H95ZM99 27V26H98ZM107 27H109V26H107ZM111 27V26H110ZM144 27V26H143ZM154 27V26H153ZM209 27V26H208ZM216 27V26H215ZM257 27V26H256ZM261 27V26H260ZM23 28V27H22ZM24 28H25V26H24ZM79 28H81V27H79ZM79 28H77L78 29V31H80L79 30ZM85 28V27H84ZM86 28V29H87ZM132 28V27H131ZM146 28V27H145ZM144 28V29H145ZM6 30H7V28H5ZM48 29H50V28H48ZM59 29V28H58ZM76 29V30H77ZM81 29H83V28H81ZM96 29V28H95ZM147 29H148V27H147ZM202 29V28H201ZM210 29V28H209ZM237 29V28H236ZM250 29V28H249ZM9 30V29H8ZM61 30V29H60ZM90 30V29H89ZM110 30V29H109ZM112 30V29H111ZM126 30V29H125ZM212 30V29H211ZM239 30V29H238ZM241 30V29H240ZM247 30V29H246ZM10 31V30H9ZM17 31V30H16ZM44 31H46V29L44 28ZM49 31V30H48ZM54 31H56V30H54ZM58 31V30H57ZM85 31V30H84ZM83 31V32H84ZM95 31V30H94ZM122 31V30H121ZM135 31V30H134ZM146 31V30H145ZM149 31H150V29H149ZM159 31V30H158ZM210 31V30H209ZM257 31H258V29H257ZM262 31V30H261ZM2 32H3V30H2ZM11 32V31H10ZM10 32H9V34H10ZM14 32V31H13ZM18 32V31H17ZM17 32H15V33H17ZM22 32H23V30H22ZM26 32V31H25ZM53 32V31H52ZM63 33V31H59V33ZM65 32V31H64ZM81 32V31H80ZM110 32V31H109ZM119 32V31H118ZM214 32V31H213ZM260 32V31H259ZM6 33V32H5ZM35 33H36V31H35ZM44 33V32H43ZM59 33H57V34H59ZM62 33H61V35H62ZM85 33H87V32H85ZM108 33V32H107ZM111 33V32H110ZM121 33H123V32H121ZM144 33V32H143ZM146 33H148V32H146ZM158 33V32H157ZM195 33H197V32H195ZM215 33H216V31H215ZM253 33H254V31H253ZM7 34V33H6ZM18 34H19V32H18ZM26 34V33H25ZM49 34V33H48ZM88 34V33H87ZM102 34V33H101ZM125 34V33H124ZM173 34V33H172ZM205 34V36H206V39H207V34H206V32L204 33ZM256 34H257V32H256ZM28 35V34H27ZM30 35V34H29ZM56 34H54V36H55ZM106 35V34H105ZM104 34H103V36H105ZM114 35H116V33L114 34ZM114 35H113V37H114ZM118 35V34H117ZM130 35V34H129ZM132 35H134V34H132ZM154 35H155V32H154ZM193 35V34H192ZM238 35V34H237ZM246 35V34H245ZM39 36V35H38ZM38 36H36V37H38ZM59 36V35H58ZM64 36H66V35H64ZM108 36V35H107ZM110 36H112V34L110 35ZM127 36V35H126ZM125 36V37H126ZM140 36H143L142 34L140 35ZM139 36V37H140ZM149 36V35H148ZM262 36V35H261ZM0 37H2V36H0ZM6 37H7V35H6ZM40 37V36H39ZM45 37H46V35H45ZM48 37H50V36H48ZM75 37V36H74ZM82 37V36H81ZM88 37V36H87ZM92 37V36H91ZM106 37V36H105ZM104 37V38H105ZM243 37V36H242ZM260 37V36H259ZM42 38V37H41ZM40 38V39H41ZM52 38V37H51ZM63 38H65V37H63ZM63 38H61L62 40H64ZM72 38V37H71ZM138 38V37H137ZM147 38V37H146ZM153 38V37H152ZM232 38H234L233 36L231 37V40H232ZM260 38H262V37H260ZM2 39V38H1ZM39 39V38H38ZM37 39V40H38ZM57 39V38H56ZM87 39V38H86ZM111 39V38H110ZM109 39V40H110ZM121 39V38H120ZM123 39V38H122ZM239 39V38H238ZM246 39V38H245ZM244 39V40H245ZM253 39H254V37H253ZM47 40V39H46ZM116 40V39H115ZM187 40V39H186ZM190 40V39H189ZM199 40V39H198ZM198 40H194V42L196 41V43H197V41ZM242 40V39H241ZM25 41V40H24ZM48 41H49V39H48ZM56 41V40H55ZM60 41V40H59ZM64 41H66V40H64ZM100 41V40H99ZM98 41V42H99ZM107 41H108V39H107ZM118 41V40H117ZM116 41V42H117ZM121 41V40H120ZM124 41V40H123ZM171 41V40H170ZM200 41V40H199ZM219 41H221V40H219ZM224 41V40H223ZM223 41H221V43L223 42ZM226 41V40H225ZM234 41V40H233ZM235 41H238L239 42V40H237V39H235ZM243 41V40H242ZM246 41V40H245ZM250 42H251V40H249ZM258 41V40H257ZM39 42V41H38ZM44 42V41H43ZM74 42V41H73ZM115 42V43H116ZM126 42V41H125ZM140 42V41H139ZM153 42V41H152ZM162 42V41H161ZM189 42V41H188ZM191 42H192V39H191ZM248 44H250L248 41H246ZM258 42H260V41H258ZM62 43V42H61ZM60 43V44H61ZM64 43V42H63ZM110 43V42H109ZM108 43V44H109ZM121 43V42H120ZM119 43V44H120ZM128 43V42H127ZM147 43H149V42H147ZM154 43H155V40H154ZM157 43V42H156ZM160 43V42H159ZM164 43V42H163ZM180 43V45H181V42H179ZM184 43V42H183ZM193 43V42H192ZM220 43V44H221ZM231 44H232V42H230ZM230 43L229 44H227V45H230ZM239 43H241V42H239ZM243 44H244V41L242 42ZM241 43V44H242ZM257 43V42H256ZM1 44V43H0ZM12 44V43H11ZM16 44V43H15ZM37 44V43H36ZM117 44V43H116ZM146 44V43H145ZM188 44H190V43H188ZM234 44V43H233ZM233 44H232V46H230V47H233ZM264 44V43H263ZM4 45V44H3ZM31 45V44H30ZM29 45V46H30ZM43 45V44H42ZM91 45H93V44H91ZM111 45V44H110ZM121 45H122V43H121ZM152 45V44H151ZM227 45H226V47H227ZM235 45V47H236V44H234ZM247 45V44H246ZM245 45V46H246ZM251 45V46H250ZM249 45V47H252V44H250ZM255 45V44H254ZM257 45V44H256ZM26 46V45H25ZM32 46H34V45H31L30 47L31 48H33ZM48 46V45H47ZM107 46H109V45H107ZM112 46V45H111ZM124 46V45H123ZM148 46V45H147ZM176 46V45H175ZM181 46H183V44L181 45ZM180 46V47H181ZM189 46V45H188ZM241 46V45H240ZM244 46V45H243ZM242 46V47H243ZM259 46V45H258ZM34 47H39V46H34ZM46 47V46H45ZM98 47V46H97ZM119 47V50L121 51V49H120V46H118ZM161 47V46H160ZM165 47V46H164ZM178 47V46H177ZM185 47V46H184ZM192 47H193V45H192ZM224 47V46H223ZM229 47V46H228ZM234 47V48H235ZM238 47H239V45H238ZM248 45L246 46V49L248 50ZM263 47V46H262ZM3 48V47H2ZM12 48V47H11ZM20 48H21V45H20ZM23 48V47H22ZM26 48V47H25ZM44 48V47H43ZM103 48V47H102ZM115 48V47H114ZM128 48V47H127ZM183 48V47H182ZM187 48V47H186ZM189 48V47H188ZM205 48H206V46H205ZM209 48V47H208ZM211 49H212V47H210ZM209 48V49H210ZM237 48V47H236ZM264 48V47H263ZM5 49H7V48H5ZM27 50H28V48H26ZM40 49V48H39ZM42 49V48H41ZM93 49H94V51H95V48H94V46H93ZM117 49V48H116ZM126 49V48H125ZM163 49V48H162ZM161 49V50H162ZM169 49H171V48H169ZM176 49V48H175ZM209 49H206V50H209ZM210 49V50H211ZM221 49V48H220ZM222 49H224V48H222ZM221 49V50H222ZM228 49V48H227ZM257 49V48H256ZM30 50V49H29ZM35 49H33L32 50V52L34 51ZM48 50V49H47ZM60 50V49H59ZM85 50V49H84ZM129 50V49H128ZM134 50V49H133ZM155 50V49H154ZM156 50H157V47H156ZM167 50V49H166ZM166 50H164V51H166ZM174 50V49H173ZM205 50V51H206ZM251 51L253 50V49H250ZM258 50H260V49H258ZM31 51V50H30ZM36 51V50H35ZM39 51V50H38ZM58 51V50H57ZM93 51V52H94ZM98 52H99V50H97ZM101 51V50H100ZM104 51V50H103ZM107 51V50H106ZM151 51V50H150ZM159 51V50H158ZM170 51V50H169ZM199 51V50H198ZM203 51L204 50H202V53H203ZM220 51V50H219ZM225 51V50H224ZM228 51V50H227ZM227 51H225L226 53H227ZM255 51V50H254ZM66 52H67V50H66ZM87 51L85 50V54H87L86 53ZM96 52V51H95ZM148 52V51H147ZM186 52H187V50H186ZM232 52V51H231ZM4 53H6V52H4ZM9 53V52H8ZM34 53V52H33ZM54 53V52H53ZM53 53H52V55H53ZM103 53V52H102ZM104 53H105V51H104ZM117 53V52H116ZM200 53V52H199ZM205 53V52H204ZM210 53V52H209ZM213 54H215V53H217V50H216V52L214 53V52H212ZM219 53V52H218ZM20 54V53H19ZM30 54V53H29ZM27 55V57L26 58H29V57H31V55ZM45 54V53H44ZM97 54H99V53H97ZM126 54V53H125ZM168 54V53H167ZM206 54V53H205ZM204 54V55H205ZM207 54H208V52H207ZM220 54V53H219ZM222 54H224V53H222ZM8 55H11V57L13 58H15V61H14V65H16L17 66V68H19L18 67V60H20L21 58V56H18L20 59H18L17 60V55L15 54V52H14V50L12 49V52H11V54H8ZM21 55L23 56V53H21ZM24 55H25V53H24ZM89 55V54H88ZM100 55L101 54H99V58L98 59H100ZM109 55V54H108ZM132 55V54H131ZM151 55V54H150ZM156 55H158V54H156ZM160 55V54H159ZM197 55V54H196ZM218 55V54H217ZM257 55V54H256ZM29 56V57H28ZM102 57H103V55H101ZM110 56V55H109ZM152 56H154V55H152ZM166 56V55H165ZM195 56V55H194ZM202 54H201V56L199 55V60H200V58H202ZM208 57L210 56V54L209 55H207ZM211 56H212V54H211ZM214 56H216V55H214ZM220 56H222V55H220ZM253 56V55H252ZM258 56H259V54H258ZM2 57V56H1ZM1 57H0V59H1ZM8 58H10V60H11V57H9V56H7ZM24 57V56H23ZM49 57V56H48ZM68 57H69V55H68ZM104 57H106V55H104ZM111 57V56H110ZM120 57V56H119ZM151 57V56H150ZM149 57V58H150ZM156 57V56H155ZM171 57V56H170ZM197 57V56H196ZM223 57V56H222ZM232 57V56H231ZM230 57V58H231ZM234 57V56H233ZM232 57V58H233ZM241 57V56H240ZM242 57H243V55H242ZM261 57V56H260ZM67 58V57H66ZM86 58V57H85ZM88 58V57H87ZM154 58V57H153ZM157 58V57H156ZM158 58H160V57H158ZM165 58H167V57H165ZM198 58V57H197ZM204 58H206V56H204L203 57V60H204ZM235 58V60H236V56L234 57ZM233 58V59H234ZM249 58H251V57H249ZM263 58V57H262ZM5 59V58H4ZM52 59H54V58H52ZM78 59V58H77ZM94 59H96V58H94ZM111 59V58H110ZM114 59V58H113ZM191 59V58H190ZM221 59V58H220ZM232 59V60H233ZM246 59V58H245ZM261 59V58H260ZM10 60H9V62H10ZM58 60H61V59H58ZM83 60V59H82ZM132 60V59H131ZM145 60V59H144ZM153 60V59H152ZM154 60H155V58H154ZM159 60V59H158ZM157 60V61H158ZM163 60V59H162ZM183 60V59H182ZM185 60H187L186 58H185ZM194 60V59H193ZM202 60V61H203ZM209 60H210V58H209ZM213 60V59H212ZM238 60V59H237ZM240 60V59H239ZM250 60V59H249ZM252 60V59H251ZM76 61V60H75ZM84 61V60H83ZM112 61V60H111ZM149 61H151V59L149 60ZM166 61V60H165ZM190 61H192V60H190ZM197 61V60H196ZM206 61V60H205ZM204 61V62H205ZM242 61V60H241ZM240 61V62H241ZM262 61V60H261ZM0 62H3V61H0ZM20 62V61H19ZM27 62V61H26ZM63 63H64V61H62ZM69 62V61H68ZM88 62V61H87ZM101 62H103V61H101ZM106 62V61H105ZM144 62V61H143ZM153 62V61H152ZM156 62V61H155ZM171 62V61H170ZM184 62V61H183ZM185 62H187V64H188V62H189V60L188 61H185ZM216 62V61H215ZM218 62V61H217ZM228 62V61H227ZM234 62V61H233ZM233 62H231V63H233ZM238 62V61H237ZM243 62V61H242ZM66 63V62H65ZM82 63V62H81ZM151 63V62H150ZM162 63V62H161ZM175 63V62H174ZM190 63V62H189ZM192 63V62H191ZM200 63V62H199ZM213 63H214V61H213ZM212 63V64H213ZM7 64V63H6ZM13 64H10V67H12L13 68V66H11V65H13ZM20 64V63H19ZM22 64V63H21ZM28 64V63H27ZM57 64H59V63H57ZM68 64V63H67ZM66 64V65H67ZM84 64V63H83ZM106 64V63H105ZM139 64H140V62H139ZM142 64V63H141ZM163 64V63H162ZM177 64V63H176ZM181 64H183L182 62H181ZM237 64V63H236ZM239 64V63H238ZM237 64V65H238ZM242 64H244V63H240L239 65H242ZM3 65H4V63H3ZM49 65V64H48ZM93 65H94V63H93ZM130 65V64H129ZM164 65V64H163ZM166 65V64H165ZM178 65V64H177ZM180 65V64H179ZM185 65V64H184ZM222 65V64H221ZM228 65V64H227ZM235 65V64H234ZM236 65V66H237ZM239 65H238V67H239ZM251 65V64H250ZM16 66H14V68L16 67ZM23 66V65H22ZM34 66V65H33ZM56 66V65H55ZM76 66V65H75ZM88 66H89V64H88ZM97 66V65H96ZM103 66V65H102ZM168 66V65H167ZM166 66V67H167ZM190 66V65H189ZM219 66V65H218ZM218 66H217V68H218ZM9 67V66H8ZM9 67V68H10ZM47 67V66H46ZM54 67V66H53ZM52 67V68H53ZM60 67V66H59ZM58 67V68H59ZM65 66L63 65V68H64ZM67 67V66H66ZM65 67V68H66ZM69 67H70V65H69ZM143 67V66H142ZM162 67V66H161ZM165 67V68H166ZM169 67H171L172 68V66H169ZM168 67V68H169ZM179 67H181V66H179ZM178 67V68H179ZM210 67V66H209ZM237 67V68H238ZM37 68V67H36ZM98 68H100V67H98ZM109 68V67H108ZM120 68V67H119ZM132 68V67H131ZM150 68V67H149ZM148 68V69H149ZM155 68V67H154ZM160 68V67H159ZM212 68V67H211ZM211 68H210V71H211ZM221 68V67H220ZM244 68V67H243ZM242 68V69H243ZM247 68V67H246ZM261 68V67H260ZM51 69V68H50ZM55 69V68H54ZM86 69V68H85ZM91 69V68H90ZM97 69V68H96ZM102 69V68H101ZM104 69V68H103ZM163 68H161V70H162ZM173 69V68H172ZM231 69H232V67H231ZM235 69V68H234ZM239 69V68H238ZM14 70V69H13ZM13 70H12V72H13ZM41 70V69H40ZM39 70V71H40ZM49 70V69H48ZM53 70V69H52ZM51 70V71H52ZM56 70V69H55ZM89 70V69H88ZM109 70V69H108ZM130 70V69H129ZM128 70V71H129ZM132 70H133V68H132ZM156 70V69H155ZM159 70V69H158ZM167 70V69H166ZM166 70H164V71H166ZM171 70V69H170ZM212 70H215V69H212ZM221 70V69H220ZM219 70V71H220ZM3 72V70L1 69L0 70V99H1V97H2V95L4 94H1V92H3L2 90H1V88L3 87V85H4V83H3V81H5V80H3V79H1L2 78V72ZM6 71V70H5ZM33 71V70H32ZM57 71V73H58V70H56ZM148 71V70H147ZM154 71V70H153ZM163 71V70H162ZM168 71V70H167ZM231 71H233V70H231ZM16 72V71H15ZM26 72V71H25ZM50 72V71H49ZM60 72V71H59ZM62 72V71H61ZM66 72V71H65ZM64 72V75H67L66 73ZM122 72H124V71H122ZM149 72V71H148ZM179 72V71H178ZM212 72V71H211ZM210 72V73H211ZM240 72V71H239ZM242 72V71H241ZM248 72H249V70H248ZM10 73V72H9ZM9 73H6V74H8L7 76H9L10 74ZM21 73H22V71H21ZM35 73V72H34ZM33 73V74H34ZM41 73V72H40ZM56 73V74H57ZM101 73V72H100ZM105 73V72H104ZM134 73H136V72H134ZM133 73V74H134ZM144 73V72H143ZM164 73V72H163ZM175 73V72H174ZM234 73V72H233ZM260 73V72H259ZM258 73V74H259ZM24 74H26V73H24ZM38 74V73H37ZM41 74H43V73H41ZM58 74H60V73H58ZM57 74V75H58ZM63 74V73H62ZM70 74V73H69ZM128 74V73H127ZM153 74H155V72L153 73ZM152 74V75H153ZM157 74V73H156ZM164 74H166V73H164ZM217 74H218V72H217ZM257 74V73H256ZM4 75V74H3ZM13 75H16V74H13ZM17 75H18V73H17ZM138 75H140V72H139V74ZM167 75V74H166ZM213 75V74H212ZM237 75V74H236ZM239 75V74H238ZM6 76V75H5ZM6 76V77H7ZM19 76V75H18ZM25 76V75H24ZM35 76V75H34ZM37 76V75H36ZM45 76V75H44ZM63 76V75H62ZM72 76H74V75H72ZM94 76V75H93ZM151 76V75H150ZM156 76V75H155ZM168 76V75H167ZM173 76V75H172ZM187 76V75H186ZM214 76V75H213ZM216 76V75H215ZM245 76H246V74H245ZM260 76V75H259ZM10 77H13V76H11L10 75ZM22 77V76H21ZM27 77V76H26ZM31 77V76H30ZM41 77H43L42 75H41ZM91 77V76H90ZM224 77V76H223ZM248 77V76H247ZM262 77H264V76H261V78ZM77 78V77H76ZM87 78V77H86ZM139 80L141 79V81L143 80V78H139V76L137 77ZM147 78V77H146ZM214 78V77H213ZM243 78V77H242ZM10 79V78H9ZM23 79H24V77H23ZM22 79V80H23ZM26 79V78H25ZM38 79V78H37ZM43 79H45V78H43ZM50 79V78H49ZM66 79V78H65ZM69 79V78H68ZM68 79H66V80H68ZM151 79H153V78H151ZM155 79V78H154ZM158 79V78H157ZM177 79V78H176ZM180 79V78H179ZM212 79V78H211ZM256 79V78H255ZM3 80V81H2ZM13 80V79H12ZM15 80V79H14ZM20 80V83L22 82V80L21 79H19ZM28 80V79H27ZM39 80V79H38ZM41 80V79H40ZM56 80H58V79H56ZM91 80V79H90ZM126 80V79H125ZM132 81H136V80H133V79H131ZM130 80V81H131ZM146 80V79H145ZM51 81H53V79H51ZM60 81V80H59ZM79 81V80H78ZM94 81V80H93ZM123 81V80H122ZM129 81V80H128ZM128 82L129 84H131V83H133V82ZM147 81V80H146ZM153 81V80H152ZM212 81V80H211ZM12 82V81H11ZM28 82V81H27ZM40 82L41 81H39L38 83L40 84ZM42 82H44L43 80H42ZM65 82V81H64ZM71 81H69V83H70ZM73 82V81H72ZM125 82V81H124ZM137 82H138V84H139V81L137 80ZM155 82H157L156 80H155ZM167 82V81H166ZM173 82V81H172ZM13 83V82H12ZM29 83H31V82H29ZM74 83V82H73ZM73 83H72V85H73ZM80 83H81V81H80ZM85 83V82H84ZM114 83V80L113 79H108V78H104L103 80H99V81H96V82H94V83H92L91 85L89 84V85H85L86 86V89L87 88H91V90L92 89H96V88H101V89H105V90H109V88L112 86V84ZM116 83H118V82H116ZM127 83V84H128ZM135 83V82H134ZM140 83H142V82H140ZM145 83V82H144ZM151 83V82H150ZM159 83V82H158ZM242 83V82H241ZM246 83V82H245ZM244 82L242 83V84H244V85H246ZM257 83V82H256ZM14 84V83H13ZM12 84V85H13ZM23 84H24V82H23ZM23 84H22V86H23ZM28 84V83H27ZM27 84H25V85H27ZM43 84V83H42ZM126 84V87L128 86ZM179 84V83H178ZM10 85V84H9ZM16 85V84H15ZM21 85V84H20ZM19 85V86H20ZM29 85V84H28ZM32 85H33V83H32ZM48 85V84H47ZM46 85V86H47ZM50 85V84H49ZM59 85V84H58ZM118 85V84H117ZM121 85V84H120ZM133 85H137V83H135V84H133ZM132 85V86H133ZM141 85H143V84H141ZM153 85V84H152ZM157 85V84H156ZM159 85V84H158ZM175 85V84H174ZM189 85V84H188ZM243 85V86H244ZM252 85H253V82H252ZM11 86V85H10ZM22 86H20L21 88H22ZM40 86V85H39ZM53 86V85H52ZM67 86H68V84H67ZM122 86V85H121ZM125 85H123V87H124ZM130 86V85H129ZM128 86V87H129ZM140 86V85H139ZM148 86V85H147ZM16 87V86H15ZM19 87V88H20ZM25 88L24 89H26V86H24ZM35 87V86H34ZM78 87V86H77ZM83 87V86H82ZM134 87L135 86H133V89H134ZM137 87V86H136ZM135 87V88H136ZM158 87V86H157ZM162 87H163V85H162ZM171 87H173L172 85H171ZM176 87V86H175ZM220 87V86H219ZM245 87V86H244ZM243 87V88H244ZM18 88V87H17ZM20 88V89H21ZM28 89H31L30 87H27ZM54 88V87H53ZM52 88V89H53ZM129 88H131V86L129 87ZM128 88V89H129ZM150 88V87H149ZM264 88V87H263ZM4 89H6V88H4ZM12 89V88H11ZM15 89V88H14ZM23 89V88H22ZM28 89H26V90H23V91H27ZM42 89V88H41ZM64 88H62V90H63ZM67 89V88H66ZM68 89H69V87H68ZM124 89V88H123ZM143 89V88H142ZM156 89V88H155ZM185 89V88H184ZM224 89V88H223ZM240 89V88H239ZM246 89H247V87H246ZM17 90V89H16ZM19 90V89H18ZM33 90V89H32ZM35 90V89H34ZM82 88L81 89H76L75 91H73V93H72V96H74L75 98H77L78 96H79V93H81L82 92ZM90 90V91H91ZM118 90V89H117ZM130 90V89H129ZM128 90V91H129ZM158 90V89H157ZM161 90V89H160ZM213 90V89H212ZM9 91H10V89H9ZM46 91V90H45ZM81 91V92H80ZM100 91V90H99ZM121 91V90H120ZM131 92H132V89L130 90ZM139 91H140V88H139ZM143 91V90H142ZM171 91V90H170ZM180 91V90H179ZM4 92H5V90H4ZM10 92H12V91H10ZM10 92H8L7 94H10ZM16 92V91H15ZM17 92H19V91H17ZM36 92V91H35ZM40 92V91H39ZM39 92H38V94H39ZM84 92V91H83ZM116 92V91H115ZM131 92H129V93H131ZM144 92V91H143ZM148 92V91H147ZM150 92V91H149ZM148 92V93H149ZM164 92V91H163ZM217 92V91H216ZM37 93V92H36ZM43 93V92H42ZM112 93V92H111ZM142 93V92H141ZM158 93V92H157ZM187 93V92H186ZM212 93V92H211ZM248 93H249V90H248ZM6 94V95H7ZM20 94V93H19ZM18 94V95H19ZM29 94V93H28ZM32 94V93H31ZM34 95H35V93H33ZM41 94V93H40ZM59 94V93H58ZM81 94H83V93H81ZM86 94V93H85ZM94 94V93H93ZM114 93H112V95H113ZM125 94V93H124ZM144 94H147V93H144ZM238 94V93H237ZM13 95H14V92H13ZM21 95V94H20ZM33 95V96H34ZM56 95V94H55ZM61 97H56V98H51V97H45V98H42L41 96H40V100H42V101H44V100H47L46 102H43L42 103V101H40L39 103H40V105H36L35 104V102H37V101H35L36 99H38V98H36V99H34L33 100V102L32 103H25V105H24V103H22L21 101V103L23 104V106H22V108H21V106H20V109H19V106L18 107H16V105H18L17 103L18 102H16V105H15V110H16V112L14 111L13 113L14 114H12L11 116H9L10 115V113H9V115H8V118H1V120H0V130H1V132H0V136H2V137H8V135H10V131L12 130V128H14V127H16V124L18 123V125H19V123H20V125H29V124H35L36 125V128L38 127L37 125H38V123L40 122V121H45L41 116L43 115L44 116V114L46 113H42V111H43V109L42 108H44V110L46 111V108L49 106V108L50 107H53V108H55V109H57V108H61V107H59V106H61V105H63V102H65L66 100H64L63 99V96H65V94L62 96V94H59ZM69 95H70V93H69ZM87 95V94H86ZM90 95V94H89ZM149 95V94H148ZM206 95V94H205ZM8 96V95H7ZM36 96V95H35ZM38 96V95H37ZM68 96V95H67ZM85 96V95H84ZM129 96V95H128ZM152 96V95H151ZM214 96V95H213ZM240 96V95H239ZM250 96V95H249ZM256 97H257V95H255ZM3 97H5V96H3ZM2 97V99L0 100V107L2 106V104H3V101H5V98H3ZM44 97V96H43ZM86 97V96H85ZM130 97V96H129ZM135 97H138L137 95L135 96ZM140 97V96H139ZM150 97V96H149ZM185 97V96H184ZM184 97H183V99H184ZM210 97V96H209ZM241 97H242V95H241ZM254 97V96H253ZM20 98V97H19ZM24 98V97H23ZM33 98H35V97H33ZM50 98V99H49ZM95 98V97H94ZM107 98V97H106ZM147 98V97H146ZM162 98V97H161ZM192 98V97H191ZM195 98V97H194ZM211 98H212V95H211ZM217 98V97H216ZM25 99V98H24ZM23 99V100H24ZM49 99V100H48ZM109 99V98H108ZM139 99V98H138ZM164 99V98H163ZM188 99V98H187ZM26 100V99H25ZM27 100H28V97H27ZM27 100H26V102H27ZM32 100V99H31ZM134 100V99H133ZM136 100V99H135ZM146 100H148V99H146ZM145 100V101H146ZM190 100V99H189ZM196 100V99H195ZM206 100V99H205ZM222 100V99H221ZM257 100V99H256ZM77 101V100H76ZM75 101V102H76ZM87 101V100H86ZM98 101V100H97ZM117 101V100H116ZM152 101V100H151ZM185 101V100H184ZM194 101V100H193ZM197 101V100H196ZM242 101V100H241ZM70 102H72V101H70ZM156 102V101H155ZM188 102H191V101H188ZM195 102V101H194ZM218 102V101H217ZM234 102V101H233ZM235 102H236V100H235ZM259 102V101H258ZM262 102V101H261ZM79 103V102H78ZM77 103V104H78ZM109 103V102H108ZM117 104H118V102H116ZM145 103H147V101L145 102ZM157 103V102H156ZM183 103V104H182ZM192 103V102H191ZM190 103V105H192ZM238 103V102H237ZM256 103V102H255ZM11 104H13L12 102H11ZM15 104V103H14ZM13 104V105H14ZM96 104V103H95ZM133 104H135V103H133ZM138 104H139V100H138ZM226 104V103H225ZM245 104V103H244ZM12 105V106H13ZM71 105V104H70ZM69 105V106H70ZM74 105V104H73ZM146 105V104H145ZM155 105V104H154ZM182 105H184L183 107H185V103L184 102H181V107H182ZM187 105H189V104H187V101H186V106ZM190 105L187 107V108H190ZM193 105H195V104H193ZM227 105V104H226ZM263 105V104H262ZM4 106V105H3ZM84 106V105H83ZM97 106V105H96ZM100 106V105H99ZM106 106V105H105ZM104 106V107H105ZM144 106V105H143ZM177 106V105H176ZM179 106V105H178ZM231 106V105H230ZM232 106H233V104H232ZM260 106V105H259ZM5 107V106H4ZM82 107V106H81ZM87 107V106H86ZM85 107V108H86ZM113 107V106H112ZM153 107V106H152ZM155 107V106H154ZM166 107V106H165ZM182 107V108H183ZM192 107H195V106H191V109H193L194 110V108H192ZM220 107V106H219ZM228 107L229 106H227V107H225V108H227L228 109ZM239 107H240V105H239ZM253 107H256V106H253ZM263 107V109H264V106H262ZM19 110H18V109ZM49 108H47V109H49ZM63 108H64V106H63ZM62 108V109H63ZM90 108V107H89ZM107 108V107H106ZM169 108H172V107H169ZM168 108V109H169ZM181 108V109H182ZM257 108V107H256ZM260 109H261V106L259 107ZM1 109V108H0ZM51 109V108H50ZM54 109V110H55ZM80 109V108H79ZM81 109H83V107L81 108ZM88 109V108H87ZM114 109V108H113ZM155 109V108H154ZM164 109H166V110H164V111H162L163 109L161 108L160 110H161V113H158V114H160V115H158V114H156V115H158L157 117H156V119H155V116H152V117H150V121H151V119L154 117V119L155 120H160L161 122H157V121H154V123H152V124H156L155 122H157V124L158 123H162V121L163 120H167V122H169L168 121V118L169 119H171V117H173L174 115L173 114H171V113H173V111H174V109H173V111L170 109L169 111H168V109L167 108H164ZM180 109V110H181ZM185 109V108H184ZM184 109H182V111L184 110ZM216 109V108H215ZM238 109V108H237ZM241 109V108H240ZM239 109V110H240ZM258 109V108H257ZM11 110V109H10ZM10 110H9V112H10ZM25 110V112H23ZM39 110H41V111H39ZM58 110V109H57ZM57 110H55L54 112L58 115V113L59 112H56ZM61 110V109H60ZM93 110V109H92ZM99 110V109H98ZM179 110V108H176V113H177V111ZM192 110V111H193ZM197 110V109H196ZM199 110V109H198ZM233 110V109H232ZM231 110V111H232ZM255 110V109H254ZM76 111V110H75ZM107 111V110H106ZM105 111V112H106ZM111 111V110H110ZM175 111H174V113H175ZM181 111V112H182ZM190 111V110H189ZM200 111V110H199ZM262 111V110H261ZM7 112V111H6ZM44 112V111H43ZM63 112V111H62ZM81 112V111H80ZM95 112V111H94ZM98 112V111H97ZM103 112V111H102ZM108 112V111H107ZM158 112H160V111H158ZM180 112V113H181ZM185 112L186 113H189L188 112V109L187 110H185ZM184 111L182 112V113H185ZM219 112H220V110H219ZM238 112V111H237ZM262 112H264V111H262ZM1 113H3L2 115H4V114H6V113H4V112H1ZM41 113H42V115H41ZM53 112H51L50 114H52ZM55 113H53V114H55ZM83 113V112H82ZM119 114H120V112H118ZM149 113V112H148ZM152 113H153V111H152ZM176 113H175V116H177L178 114H179V112H178V114L176 115ZM186 113L184 114L185 116H186ZM199 113V112H198ZM259 113H260V111H259ZM60 114V113H59ZM90 114H91V112H90ZM102 114V113H101ZM170 114H171V117H170ZM222 114V113H221ZM220 114V115H221ZM241 114V113H240ZM1 115V116H2ZM6 115V116H7ZM68 115V114H67ZM66 115V116H67ZM103 115V114H102ZM122 115V114H121ZM173 115V116H172ZM192 115V114H191ZM260 115V114H259ZM262 115H264V113L262 114ZM48 116H50V115H48ZM72 116V115H71ZM81 116V115H80ZM110 116V115H109ZM112 116H114V115H112ZM111 116V117H112ZM126 116V115H125ZM181 116V118H183L182 116L183 115H180ZM179 116V117H180ZM184 116V117H185ZM189 116H190V114H189ZM208 116V115H207ZM214 116V115H213ZM3 117V116H2ZM45 117V116H44ZM46 117H47V115H46ZM50 117H52V115L50 116ZM62 117V116H61ZM73 117V116H72ZM72 117H71V119H72ZM85 117V116H84ZM118 117V116H117ZM220 117V116H219ZM49 118V117H48ZM57 118V117H56ZM68 117H66V119H67ZM70 118V117H69ZM81 118V117H80ZM110 118V117H109ZM123 118V117H122ZM146 118V117H145ZM195 118V117H194ZM193 118V119H194ZM203 118V117H202ZM215 118V117H214ZM223 118V117H222ZM244 119H245V116L243 117ZM242 118V119H243ZM257 118V117H256ZM47 119V118H46ZM64 119V118H63ZM75 119V118H74ZM115 119V118H114ZM210 120H211V118H209ZM208 119V120H209ZM239 119L240 120H242L240 117H239ZM85 120V119H84ZM101 120V119H100ZM116 120V119H115ZM209 120V121H210ZM220 120V119H219ZM238 120V119H237ZM239 120V121H240ZM47 121V120H46ZM49 121V120H48ZM57 121V120H56ZM120 121V120H119ZM152 121H153V119H152ZM193 121V120H192ZM192 121L190 122V123H192ZM198 121V120H197ZM213 121H214V119H213ZM263 121V120H262ZM64 122V121H63ZM81 122V121H80ZM92 122V121H91ZM97 122V121H96ZM164 122V121H163ZM211 122H212V120H211ZM242 122H244V121H242ZM248 122V121H247ZM44 123V122H43ZM61 123H62V121H61ZM65 123L66 124H68L67 123V121L65 120ZM71 123V122H70ZM73 123V122H72ZM76 123V122H75ZM120 123H122V122H120ZM147 123V122H146ZM165 123V122H164ZM174 123V122H173ZM40 124V123H39ZM96 124V123H95ZM98 124V123H97ZM102 124V123H101ZM113 124V123H112ZM141 124V123H140ZM151 124V123H150ZM152 124H151V126H152ZM159 124V125H160ZM175 124H176V122H175ZM194 124V123H193ZM192 124V125H193ZM242 123H240L239 125H241ZM25 125H24V127L23 128H25ZM45 125V124H44ZM58 125V124H57ZM72 124H69V126H71ZM244 125H246V123L244 124ZM248 125V124H247ZM256 125V124H255ZM26 126V127H27ZM40 126V125H39ZM62 127L64 126V125H61ZM68 126V128H70ZM85 126V125H84ZM94 126V125H93ZM110 126V125H109ZM124 126V125H123ZM156 126V125H155ZM196 126V125H195ZM204 126H207L206 124L204 125ZM250 126V125H249ZM252 126V125H251ZM20 127V126H19ZM33 127H35V126H31L30 128L32 129ZM58 127H60V126H58ZM67 127V125L65 126V128ZM156 127H158V128H156L155 130V133H158L157 132V129H159V126H156ZM167 127V126H166ZM166 127H165V129H166ZM192 127V126H191ZM239 127V126H238ZM243 127V126H242ZM241 127V128H242ZM257 127V126H256ZM22 128V129H23ZM30 128H28L29 130H30ZM64 128V127H63ZM67 128V129H68ZM84 128V127H83ZM100 128V127H99ZM141 128V127H140ZM145 128H146V126H145ZM151 128H155L154 127V125L151 127ZM192 128H195V127H192ZM196 128H197V126H196ZM196 128L194 129V132L196 131ZM200 128V127H199ZM198 128V129H199ZM204 127H202V129H203ZM245 128V127H244ZM38 129V128H37ZM43 129V128H42ZM59 129H61V127L59 128ZM71 129V128H70ZM149 129V128H148ZM197 129V130H198ZM240 129V128H239ZM249 129V128H248ZM257 129H259V128H257ZM264 129V128H263ZM26 130V129H25ZM47 130V129H46ZM62 130V129H61ZM64 130V129H63ZM94 130V129H93ZM101 130V129H100ZM147 130V129H146ZM182 130V129H181ZM191 130L192 129H190L189 130V132L191 133ZM247 130V129H246ZM255 130V129H254ZM13 131V130H12ZM16 131V130H15ZM20 131V130H19ZM23 131V130H22ZM59 131V130H58ZM152 131H154V129H151V132ZM160 131V130H159ZM162 131V130H161ZM245 131V130H244ZM249 131V130H248ZM259 131V130H258ZM37 132V131H36ZM74 132V131H73ZM95 132V131H94ZM99 132H101V131H99ZM140 132V131H139ZM178 132H180V131H178ZM188 132V133H189ZM192 132H193V130H192ZM197 132V131H196ZM195 132V133H196ZM199 132V131H198ZM262 132V131H261ZM15 133V132H14ZM23 133V132H22ZM21 133V134H22ZM29 133H30V131H29ZM28 130H26V134H27V136H29L28 134ZM49 133H51V132H49ZM63 133V132H62ZM84 133V132H83ZM153 134H152V136L153 135H156V134H154V132H152ZM184 133V132H183ZM252 133H254V132H252ZM257 133V135H258V133L259 132H256ZM263 133H264V131H263ZM262 133V134H263ZM5 134V135H4ZM7 134V135H6ZM55 134V133H54ZM58 134V133H57ZM98 134V133H97ZM146 134H147V132H146ZM175 134V133H174ZM185 134H186V132H185ZM184 134V135H185ZM193 134V133H192ZM192 134H190V135H192ZM198 134H200L201 135V133L199 132ZM198 134H196V135H198ZM245 134V133H244ZM244 134L242 135V136H244ZM15 135H16V133H15ZM14 135V136H15ZM19 135V134H18ZM23 135H25V132H24V134ZM32 135V134H31ZM56 135V134H55ZM104 135V134H103ZM138 135V134H137ZM150 135V134H149ZM149 135H147L148 137H150ZM159 135V134H158ZM188 135V134H187ZM186 135V136H187ZM190 135H188V137L190 138L191 136ZM240 135V134H239ZM21 136V135H20ZM26 136V139L28 138L29 139V142L31 141V139H30V137H27ZM52 136V135H51ZM72 136V135H71ZM96 136V135H95ZM113 136V135H112ZM142 136V135H141ZM147 136H146V139H148L147 138ZM150 137V139H152V138H154V139H156V137ZM182 136V135H181ZM194 136V135H193ZM191 137V138H193L194 139V137ZM199 136V135H198ZM245 136H247L246 134H245ZM259 136V135H258ZM257 136V137H258ZM263 136V135H262ZM33 137H35V135L33 136ZM42 137H43V135H42ZM41 137V138H42ZM67 137V136H66ZM101 137V136H100ZM160 137V136H159ZM159 137H157V138H159ZM165 137V136H164ZM169 137V136H168ZM173 137V136H172ZM13 138V137H12ZM23 138H25V136H23ZM32 138V137H31ZM51 138H53V137H51ZM65 138V137H64ZM76 138V137H75ZM108 138V137H107ZM114 138V137H113ZM195 138H196V136H195ZM44 139V138H43ZM42 139V140H43ZM66 139V138H65ZM64 139V140H65ZM82 139H84V138H82ZM153 139V140H154ZM167 139V138H166ZM165 139V140H166ZM184 139V138H183ZM257 139V138H256ZM263 139V138H262ZM66 140H68V139H66ZM71 140V139H70ZM139 140V139H138ZM144 140V139H143ZM149 140V139H148ZM162 140V139H161ZM49 141V140H48ZM61 141V140H60ZM137 141V140H136ZM150 141V140H149ZM154 141H157V142H161V141H159L158 139H156V140H154ZM246 141H247V139H246ZM246 141H244L243 143H244V145H245V142ZM23 142H25V141H23ZM22 142V143H23ZM34 142V141H33ZM32 142V143H33ZM36 142V141H35ZM58 142V141H57ZM62 142V141H61ZM143 142V141H142ZM145 142H146V140H145ZM162 142H163V140H162ZM167 142V141H166ZM165 142V143H166ZM174 142V141H173ZM179 142V141H178ZM252 142V141H251ZM261 142V141H260ZM263 142V141H262ZM31 143V142H30ZM31 143V144H32ZM37 143V142H36ZM45 143V142H44ZM77 143V142H76ZM111 143V142H110ZM144 143V142H143ZM155 143V142H154ZM153 142H152V140H151V142H150V144L148 143H144V145H148L149 147H150V145L152 144V145H155V144H158V143H155L154 144ZM165 143L164 144H162V145H165ZM25 144V143H24ZM27 144H28V142H27ZM41 144V143H40ZM106 144V143H105ZM112 144H114V143H112ZM140 144V143H139ZM228 144V143H227ZM255 144V143H254ZM253 143L252 144H249V146L246 144L245 146H247V151L241 156V157H239V158H234V160H233V163H232V165L230 166V168L229 169H232V168H238L239 166H241V168L243 167V168H246L247 169V167L250 165V169H249V172L247 173V175H246V177L245 178H243V180L241 181V182H239L238 184H236V185H234V186H231V187H228V185L226 186V187H228V188H208V189H206L207 187L205 186V185H203L204 187H206L205 189L206 190H204L203 188L204 187H202V189L201 190H198V189H200V188H195L196 190H198V191H195V189H194V191H191L190 189L188 190V192H183V193H180L179 192V194H177L176 192L174 193V192H172V191H170L169 189H168V187L167 188H165L166 190L164 191V192H162L160 195H158L156 198H154L153 200L151 199V201L152 202H154V204L157 206L158 204H162V205H165V207L164 206H162V207H164L165 209L166 208H168L169 209V211L170 212H168L169 214L171 213V210H172V208L171 207H173V208H175L176 210H174L175 212V214L173 213H171L172 215H174V217H175V219H177L178 217H180V220H177L176 221V223L178 222H180L181 223V226L180 225H178L179 227H181V231H183L184 229L183 228H185L186 229V231H188L189 230V232L190 233H186L185 231H184V233H186V235H188V234H190L189 235V237L191 236V241H194V243H192V245L193 244H195L196 245V248H195V251H194V253L195 254H193V258L195 259V260H198L197 262H199L200 261V263L201 262H204V263H206V264H212V263H214V261L216 260L217 261V259H215L214 261H213V259L214 258H218L217 256L218 255H220V251H221V247L223 246L224 247V243H227V245H228V248H229V250L232 252V258H230V259H232L229 263L227 262V264H244V263H247L248 261H250V263L249 264H258L257 262H256V260H255V262H253L254 261V259L252 258V260H251V257L255 254V252H256V250L258 251V250H260V246H262L263 248H264V208L261 210L262 212H259V213H262V214H258L257 216H255L256 218L255 219H253V221H254V226H256V232L255 231H253L254 229L252 228V227H247L246 225L244 226V227H246V228H243V234L241 235L242 237H237V236H235L236 234H234V233H232V231L231 232H229L228 234H223L224 236H221V238H217V239H210L211 237L209 236V239L210 240H208L207 242L205 241H203V235H202V233L201 232H203V230L200 232L201 233V235L199 236V235H194L193 234V236H192V232L194 233V232H196L195 230L196 229H198V216L201 214V213H203L205 210H207V207H209V208H211V210H212V208L213 209H215L214 207H217L216 205H217V203H219L220 201H221V203L222 202H224V201H231L232 202V200L233 199H240L241 201H243V202H245V203H248V202H252V204L255 202V203H257L256 201L258 200V202L260 201V199H261V201H263L264 199V180L263 181H261V179L263 178H261L260 180H257L256 178H255V173L256 172H260V168H262V167H264V158H263V160L261 159V156H260V159H261V161H259V160H257V158L258 157H256V159H255V157L253 156L255 153H256V151L255 150H258V149H260V147L261 146H258V145H254ZM262 144H264V143H262ZM261 144V145H262ZM42 145V144H41ZM57 145V144H56ZM59 145V144H58ZM67 145H69V144H67ZM84 145V144H83ZM82 145V146H83ZM91 145V144H90ZM99 145V144H98ZM159 145V144H158ZM171 145H173V144H171ZM25 146V145H24ZM43 146H45V144L43 145ZM115 147H116V145H114ZM167 146H169V145H167ZM200 146V145H199ZM229 146V145H228ZM228 146H227V148H228ZM242 146V145H241ZM258 146L259 148H256V147ZM263 146V145H262ZM2 147V146H1ZM12 147V146H11ZM84 147V146H83ZM96 147V146H95ZM111 147V146H110ZM119 147H121V145L119 146ZM138 147V146H137ZM170 147V146H169ZM176 147V146H175ZM174 147V149H176ZM194 147V146H193ZM21 148V147H20ZM58 148H61L60 146L58 147ZM87 148H89V147H87ZM152 148V147H151ZM162 149V147L160 146H158V148L157 149ZM165 148V147H164ZM168 148V147H167ZM166 148V149H167ZM170 148H172V147H170ZM169 148V152H170V149ZM180 148V147H179ZM226 148V147H225ZM226 148V150H228ZM263 148V147H262ZM261 148V149H262ZM2 149V148H1ZM22 149H23V147H22ZM25 149V148H24ZM26 149H27V147H26ZM37 149H38V147H37ZM46 149V148H45ZM44 149V150H45ZM63 149V148H62ZM98 149V148H97ZM108 149H109V147H108ZM122 149V148H121ZM153 149V148H152ZM152 149H151V151H152ZM156 149V147H154V149L153 150H155ZM166 149H165V153H169L168 151L166 152ZM220 149V148H219ZM231 149V148H230ZM245 149H246V147H245ZM245 149H243V150H245ZM12 150V149H11ZM15 150H17V149H15ZM30 150V149H29ZM29 150H28V152H29ZM35 150V149H34ZM101 150H104V149H101ZM223 150H225V149H223ZM55 151V150H54ZM65 151H67V150H65ZM80 151V150H79ZM91 151H93V150H91ZM114 151V150H113ZM136 151V150H135ZM163 152H164V150H162ZM208 151V150H207ZM217 151H219V150H217ZM222 151V150H221ZM230 151V150H229ZM238 151V150H237ZM236 151V152H237ZM263 151V150H262ZM6 152V151H5ZM10 152V151H9ZM101 152V151H100ZM159 152V151H158ZM161 152V151H160ZM213 152L214 151H212V154H213ZM223 152V151H222ZM226 152V151H225ZM40 153H43V151H41ZM71 153V152H70ZM74 153V152H73ZM151 153H153V155L155 156V153L154 152H151ZM172 153V152H171ZM205 153H207V152H205ZM211 153V152H210ZM234 153V152H233ZM258 153H260V151L258 150ZM263 153V152H262ZM2 154V153H1ZM6 154H8V152L6 153ZM39 154V153H38ZM44 154V153H43ZM42 154V155H43ZM76 154V153H75ZM121 154V153H120ZM173 154V153H172ZM214 154H215V152H214ZM217 155H218V153H216ZM226 154L227 153H225V156H226ZM230 154V153H229ZM232 154V153H231ZM23 155V154H22ZM34 155V154H33ZM35 155H36V153H35ZM106 155V154H105ZM119 155V154H118ZM164 155V154H163ZM162 155V153L161 154H159V153H156V160L158 159V161L161 159V160H163V162H165V163H168V161L166 160V158H164V157H166V156H163ZM167 155V154H166ZM177 155H178V153H177ZM193 155V154H192ZM197 155V154H196ZM207 155V154H206ZM256 156L258 155L257 153L255 154ZM262 155V154H261ZM5 156V155H4ZM54 156V155H53ZM72 156V155H71ZM80 156V155H79ZM78 156V157H79ZM125 156V155H124ZM152 156V155H151ZM150 156V157H151ZM168 157L167 158H169L170 157V155L168 154L167 155ZM182 156V155H181ZM194 156V155H193ZM210 155H209V153H208V155L206 156V157H209ZM213 156V155H212ZM212 156H211V158H212ZM235 156H237V155H235ZM36 157V156H35ZM61 157V156H60ZM63 157V156H62ZM73 157V156H72ZM154 157V158H155ZM171 157H173V155L171 156ZM214 157H215V155H214ZM219 157V156H218ZM220 157H222V156H220ZM226 157H229V155L228 156H226ZM226 157H225V159H226ZM3 158V157H2ZM22 158H23V156H22ZM21 158V159H22ZM26 158V157H25ZM45 158V157H44ZM186 158V157H185ZM202 158V157H201ZM211 158L209 157L207 160H211ZM223 158H224V155H223ZM88 159V158H87ZM150 159V158H149ZM191 159H192V157H191ZM203 159H204V157H203ZM203 159H201V160H203ZM212 159H214V158H212ZM215 159H217V158H215ZM221 159V158H220ZM232 158H230L229 160H231ZM7 160V159H6ZM19 160V159H18ZM41 160H42V157H41ZM60 160V159H59ZM82 160V159H81ZM112 160V159H111ZM161 160H160V162H161ZM166 160V161H165ZM169 160H172V159H170L169 158ZM175 160V159H174ZM173 160V161H174ZM200 160V161H201ZM205 160V159H204ZM248 160H250L251 161V163L248 165V164H246V162L248 161ZM21 161V160H20ZM19 161V163H21ZM27 161V160H26ZM80 161V160H79ZM78 161V162H79ZM93 161V160H92ZM108 161V160H107ZM218 161V160H217ZM220 161H222V160H220ZM257 161V162H256ZM34 162V161H33ZM41 162V161H40ZM117 162V161H116ZM124 162V161H123ZM143 162H147L148 163V161H143ZM150 162H152V160L150 161ZM155 161H153V163H154ZM175 162V161H174ZM182 162V161H181ZM205 162H206V160H205ZM9 163V162H8ZM18 163V162H17ZM18 163V164H19ZM28 163V162H27ZM37 163V162H36ZM50 163V162H49ZM108 163V162H107ZM112 163V162H111ZM120 163V162H119ZM159 163V162H158ZM157 163V164H158ZM165 163H164V166H165ZM173 163V162H172ZM176 163H178V162H176ZM180 163V162H179ZM196 163H197V161H196ZM201 163H203L202 161H201ZM200 163V164H201ZM207 163V162H206ZM210 163V162H209ZM211 163H212V160H211ZM214 163V162H213ZM212 163V164H213ZM219 163V162H218ZM32 164V163H31ZM51 164H52V162H51ZM78 164V163H77ZM88 164V163H87ZM100 164V163H99ZM151 165H152V163H150ZM161 164H162V162H161ZM160 164V166L162 167V165ZM208 164V163H207ZM206 164V166H207V168L209 167L208 165ZM230 164V163H229ZM24 165V164H23ZM41 165V164H40ZM81 165V164H80ZM85 165V164H84ZM121 165V164H120ZM147 165H149V164H147ZM147 165H145L144 167H149V166H147ZM170 165H171V163H170ZM196 165V164H195ZM4 166V165H3ZM50 166H52V165H50ZM82 166V165H81ZM94 166V165H93ZM103 166V165H102ZM112 166V165H111ZM154 168L153 169H155V163H154ZM152 166V167H153ZM159 165H157V167H158ZM159 166V167H160ZM175 166H176V164H175ZM201 166H203V165H201ZM211 166L212 165H210V167L208 168L209 170H210V168H211ZM215 166V165H214ZM227 166V165H226ZM17 167V166H16ZM27 167V166H26ZM29 167V166H28ZM31 167H33V166H31ZM99 167V166H98ZM151 167V168H152ZM166 167V166H165ZM164 167V168H165ZM168 167H169V165H168ZM168 167H166L164 170H166ZM171 167V169H172V165L170 166ZM183 167V166H182ZM185 167V166H184ZM219 167H221V166H219ZM4 168H6V166L4 167ZM71 168V167H70ZM93 168V167H92ZM118 168V167H117ZM163 168V167H162ZM179 168V167H178ZM201 168V167H200ZM206 168V167H205ZM240 168V167H239ZM14 169V168H13ZM19 169H20V167H19ZM18 169V170H19ZM36 169V168H35ZM52 169V168H51ZM56 169V168H55ZM95 169H97V168H95ZM99 169V168H98ZM100 169H103V168H100ZM116 169V168H115ZM142 169H144L143 168V165H142ZM149 169V168H148ZM157 170H158V168H156ZM155 169V170H156ZM160 169V168H159ZM9 170H10V168H9ZM31 170V169H30ZM43 170V169H42ZM123 170V169H122ZM161 170V169H160ZM163 170V171H164ZM178 170V169H177ZM213 170V169H212ZM234 170V169H233ZM233 170H230L231 171V174L233 173ZM8 171V170H7ZM13 171H15V170H13ZM93 171H95V170H93ZM103 171V170H102ZM104 171H106V170H104ZM117 171V170H116ZM129 171V170H128ZM146 171V170H145ZM150 171V170H149ZM184 171V170H183ZM183 171H182V173H183ZM211 171V170H210ZM219 171V170H218ZM242 171V170H241ZM18 172V171H17ZM25 172V171H24ZM42 172V171H41ZM71 172V171H70ZM84 172V171H83ZM173 172H175V170L173 171ZM178 172H180V171H178ZM212 172V171H211ZM214 172V171H213ZM243 172V171H242ZM10 173H11V171H10ZM19 173H20V171H19ZM22 173V172H21ZM20 173V174H21ZM33 173V172H32ZM45 173H47V172H45ZM97 173V172H96ZM123 173V172H122ZM132 173V172H131ZM145 173H147V172H145ZM189 173V172H188ZM187 173V174H188ZM228 173V172H227ZM230 173V172H229ZM246 173V172H245ZM26 174V173H25ZM48 174V173H47ZM50 174V173H49ZM53 174H55V173H53ZM102 174V173H101ZM104 174H106V173H104ZM190 174V173H189ZM207 174V173H206ZM230 174V175H231ZM261 174V173H260ZM42 175V174H41ZM59 175V174H58ZM95 175V174H94ZM114 175V174H113ZM181 175V174H180ZM191 175V174H190ZM225 175V174H224ZM243 175H244V172H243ZM262 175V174H261ZM1 176V175H0ZM56 176V175H55ZM115 176H116V174H115ZM132 176V175H131ZM145 176V175H144ZM173 176H175V174H173ZM192 176V175H191ZM190 176V177H191ZM199 176V175H198ZM217 176H218V173H217ZM216 176V177H217ZM39 177H40V175H39ZM112 177V176H111ZM114 177V176H113ZM124 177V176H123ZM134 177V176H133ZM132 177V178H133ZM147 177H148V175H147ZM159 177V176H158ZM183 177V176H182ZM194 177V176H193ZM207 177V176H206ZM205 177V178H206ZM210 177V176H209ZM17 178V177H16ZM53 178V177H52ZM88 178V177H87ZM102 178V177H101ZM136 178V177H135ZM134 178V179H135ZM152 178V177H151ZM178 178V177H177ZM179 178H180V176H179ZM197 178V177H196ZM195 178V179H196ZM211 178H214V177H211ZM11 179V178H10ZM149 179V178H148ZM160 179V178H159ZM159 179H156V180H159ZM198 179V178H197ZM204 179V178H203ZM222 179V178H221ZM242 179V178H241ZM253 179H256V180H254L253 181ZM7 180V179H6ZM17 179H15V181H16ZM25 180H27V179H25ZM40 180V179H39ZM79 180V179H78ZM131 180H133V179H131ZM162 180V179H161ZM168 180V179H167ZM216 180V181H215ZM213 179V181H215V183L217 182V180H220V178H217V179ZM3 181V180H2ZM8 181V180H7ZM28 181V180H27ZM89 181V180H88ZM175 181V180H174ZM189 181V180H188ZM261 181V182H260ZM20 182V181H19ZM94 182H95V180H94ZM100 182V181H99ZM106 182V181H105ZM112 182V181H111ZM130 182V181H129ZM159 182V184H160V181H158ZM184 182V181H183ZM192 182V181H191ZM201 182H202V180H201ZM221 182V181H220ZM2 183V182H1ZM18 183V182H17ZM23 183V182H22ZM25 183V182H24ZM43 183V182H42ZM72 183V182H71ZM75 183V182H74ZM114 183V182H113ZM131 183V182H130ZM153 183V182H152ZM188 183V182H187ZM186 183V184H187ZM204 183V182H203ZM207 183V182H206ZM222 183H223V181H222ZM4 184V183H3ZM20 184V183H19ZM32 184V183H31ZM87 184V183H86ZM110 184V183H109ZM108 184V185H109ZM129 184V183H128ZM133 184V183H132ZM135 184V183H134ZM149 184V183H148ZM162 184V183H161ZM160 184V185H161ZM172 184H174L173 182H172ZM192 184V183H191ZM199 184V183H198ZM205 184V183H204ZM213 184V183H212ZM22 185V184H21ZM21 185H19V186H21ZM93 185V184H92ZM107 185V184H106ZM107 185V187L109 188V186ZM184 185H185V183H184ZM195 185V184H194ZM201 185V184H200ZM207 185H210L209 183L207 184ZM221 185V184H220ZM220 185H218V186H220ZM129 186V185H128ZM152 186V185H151ZM156 186V185H155ZM163 186H164V184H163ZM167 186V185H166ZM196 186V185H195ZM7 187H8V185H7ZM24 187V186H23ZM30 187V186H29ZM88 187V186H87ZM96 187H99L98 185L96 186ZM95 187V188H96ZM107 187H105V189L107 188ZM113 187V186H112ZM122 187V186H121ZM120 187V188H121ZM170 187V186H169ZM186 187H187V185H186ZM193 187V186H192ZM199 187V186H198ZM1 188L3 189V187L1 186ZM19 188V187H18ZM76 188V187H75ZM85 188V187H84ZM94 188V187H93ZM119 188V189H120ZM145 188V187H144ZM170 188H172V187H170ZM189 188V187H188ZM2 189H0V192H1V190ZM28 189V188H27ZM78 189V188H77ZM97 189V188H96ZM101 189H103L102 187H101ZM142 189V188H141ZM157 189V188H156ZM182 189V188H181ZM4 190V189H3ZM2 190V191H3ZM12 190H14L13 188H12ZM19 190H20V188H19ZM19 190H17L18 192H19ZM85 190V189H84ZM83 190V191H84ZM90 190V189H89ZM115 190V189H114ZM151 190V189H150ZM149 190V191H150ZM164 190V189H163ZM177 190H178V188H177ZM193 190V189H192ZM21 191V190H20ZM25 191V190H24ZM87 191H88V189H87ZM98 191V190H97ZM96 191V192H97ZM106 191V190H105ZM119 191V190H118ZM147 191V190H146ZM179 191V190H178ZM190 191V192H189ZM3 192H5V191H3ZM7 192V191H6ZM13 192V191H12ZM78 192V191H77ZM82 192V191H81ZM110 192V191H109ZM153 192H155V191H153ZM17 195H18V193L17 192H15ZM51 193V192H50ZM84 193V192H83ZM94 193V192H93ZM104 193H106V192H104ZM256 193H259V194H257V196H255V197H258L257 198V200H256V198L255 199H253L254 198V194H256ZM263 195H262V194ZM0 194H2V193H0ZM46 194V193H45ZM82 194V193H81ZM86 194V193H85ZM96 194V193H95ZM98 194V193H97ZM100 194V193H99ZM103 194V193H102ZM101 194V195H102ZM112 194V193H111ZM253 194V195H252ZM13 195V194H12ZM12 195L10 194V192L8 191L7 193H5V196H7V201H5L4 200V202H8V204H9V210H5V212L4 213H0V224L5 220L6 222L7 221H11L12 223L13 222H19V224H20V222H22V223H26V219H28L29 218V216H30V213H29V211H26V210H23V211H21V210H19V208L17 207V202H15V200L12 198ZM88 195V194H87ZM107 195V194H106ZM119 195V194H118ZM117 195V196H118ZM155 195H157V194H155ZM154 195V196H155ZM259 195H260V198H259ZM2 196H3V194H2ZM39 196H41V195H39ZM42 196H46V195H42ZM79 196V195H78ZM110 196V195H109ZM114 196V195H113ZM120 196H121V193H120ZM123 196V195H122ZM253 196V197H252ZM102 197H106V196H102ZM111 197V196H110ZM151 197V196H150ZM149 197V198H150ZM152 197H153V195H152ZM6 198V197H5ZM4 198V199H5ZM18 198V197H17ZM79 198V197H78ZM87 198H89V197H87ZM131 198V197H130ZM20 199V198H19ZM18 199V200H19ZM23 199V198H22ZM47 199V198H46ZM93 199V198H92ZM100 199H101V197L99 198V200H98V202H100ZM103 199V198H102ZM145 199V198H144ZM17 200V201H18ZM31 200V199H30ZM42 200V199H41ZM86 200V199H85ZM97 200V199H96ZM117 199H114L113 201L114 202H112V200H109L108 202H105V203H103L102 204V206H101V202L99 203L100 204V206H99V208H97L98 207V205L99 204H96L97 205V207L95 206V208H97L96 210H95V212H93V210L95 209H92V214H95V215H97V216H100V218L101 217H105V218H107V216H110L111 217V215H113V220H114V215H116V216H118V218H117V220L115 221V223H113L112 222V220H111V222H112V224H114V226H115V224H116V222H119V223H117L116 225H118V224H120L121 222H122V224H124V223H128L127 222V219L129 220V219H131L133 216H134V220L136 221H139L138 223L140 224L139 226V232L137 231V230H134L135 231V234L138 232V237H137V241L134 239V243H130L131 245H134V246H138V248L140 249V251L143 249V248H141V244H146L147 242L146 241H150V240H147L148 239V237H147V235L149 234L148 233V230H147V228H148V226L146 225V222H145V219H146V217L144 218V214L143 213H148V211H142V209H143V207H144V205L146 204V201H147V199L146 200H144V201H142V203H141V205L140 206H137V207H139V211L137 212V209L135 210L134 208L136 207V206H133V204H130V205H128V202L126 203V202H122V198L120 199L119 198V200H117V201H120V202H117L116 201ZM129 200V199H128ZM127 200V201H128ZM148 200H150V199H148ZM254 200H256V201H254ZM22 201H24V200H22ZM38 201V200H37ZM78 200L76 199V202H77ZM82 201V200H81ZM84 201V200H83ZM102 201V200H101ZM103 201H106V200H103ZM111 201V202H110ZM116 201V202H115ZM123 201H125L124 200V198H123ZM260 201V202H261ZM3 202V203H4ZM72 202V201H71ZM97 202V201H96ZM95 202V203H96ZM97 202V203H98ZM226 202L224 203V205L226 204ZM25 203V202H24ZM34 203V202H33ZM60 203V202H59ZM94 203V204H95ZM150 203V202H149ZM228 203V202H227ZM254 203V204H255ZM5 204V203H4ZM20 204V203H19ZM44 204H45V202H44ZM48 204V203H47ZM53 204V203H52ZM73 204H74V202H73ZM72 204V205H73ZM78 204V203H77ZM93 204V205H94ZM152 204V203H151ZM220 204V203H219ZM230 204V203H229ZM261 204H262V202H261ZM92 205V204H91ZM149 205V204H148ZM148 205H146L147 207H148ZM154 205V206H155ZM227 205V204H226ZM232 205V204H231ZM256 205V204H255ZM255 205H254V207H255ZM1 206V205H0ZM68 206V205H67ZM90 206V205H89ZM153 206V205H152ZM151 206V207H152ZM220 206V205H219ZM229 206V205H228ZM244 206V205H243ZM263 206H264V204H263ZM76 207H79V206H77L76 205ZM150 207V208H151ZM158 208H159V206H157ZM157 207H156V209H157ZM170 207V208H169ZM221 207V206H220ZM24 208V207H23ZM26 208V207H25ZM42 208V207H41ZM49 208V207H48ZM149 208V207H148ZM149 208V209H150ZM154 208V207H153ZM152 208V209H153ZM209 208H208V210L206 211V212H213V210L212 211H210L209 210ZM222 209H223V207H221ZM261 208H262V206H261ZM45 209V208H44ZM70 209V208H69ZM168 209H166L167 211H168ZM171 209V210H170ZM217 209V208H216ZM221 209V210H222ZM227 209H229L228 207H227ZM257 209V208H256ZM68 207H64V208H62L61 207V209H57L56 211H57V213H58V215L59 216H65L66 215V213H68V211H69V213L71 212L70 210H68ZM74 210H76L77 211V209H74ZM91 210V209H90ZM146 210H148V209H146ZM164 210V209H163ZM199 210H201L200 212L201 213H199L198 211ZM218 210L219 211H221L220 210V208L218 207ZM3 211V210H2ZM88 211V210H87ZM154 211V210H153ZM229 211V210H228ZM232 211V210H231ZM91 212V211H90ZM152 212V211H151ZM223 212V211H222ZM227 212V211H226ZM234 212V211H233ZM252 212V211H251ZM50 213V212H49ZM49 213H47V214H49ZM146 213V214H147ZM218 213V212H217ZM229 213H231L230 211H229ZM150 214V213H149ZM159 214V213H158ZM167 214V213H166ZM168 214V215H169ZM170 214V218L172 219V215ZM219 214V213H218ZM225 214V213H224ZM46 215V214H45ZM44 215V216H45ZM80 215V214H79ZM165 215V214H164ZM204 215H205V213H204ZM209 215H210V213H209ZM226 215V214H225ZM225 215H223V216H225ZM252 215H253V213H252ZM41 216H42V213H41ZM47 216V215H46ZM76 216H77V214H76ZM159 216V215H158ZM163 216V215H162ZM167 216V215H166ZM221 216V215H220ZM219 216V217H220ZM43 217V216H42ZM49 216H47V218H48ZM94 217V216H93ZM110 217H109V220H110ZM155 217V216H154ZM222 217V216H221ZM227 217H228V215H227ZM230 217V216H229ZM44 218V217H43ZM43 218H41V220L43 221ZM47 218L45 217L44 219H46L47 220ZM99 218V217H98ZM150 218V217H149ZM163 218L165 219V217L163 216ZM167 218V217H166ZM170 218H168V220L170 219ZM201 218V217H200ZM204 218H206V216L204 217ZM203 218V219H204ZM63 219V218H62ZM95 219V218H94ZM97 219V218H96ZM154 219V218H153ZM160 219V218H159ZM210 219H211V217H210ZM209 219V220H210ZM133 220V221H134ZM151 219H149V221H150ZM174 219H172V220H170V222H167V223H172V221H173ZM213 220V219H212ZM230 220V219H229ZM235 220V219H234ZM42 221L38 224V222H37V224H38V226H44V224L42 223ZM104 221V220H103ZM108 221V220H107ZM124 221H126V222H124ZM134 221V223H136L137 224V222H135ZM147 221V220H146ZM175 221V220H174ZM203 221V220H202ZM205 221V220H204ZM220 221V220H219ZM225 221V220H224ZM101 222V221H100ZM109 222V221H108ZM156 222H157V220H156ZM206 222H207V220H206ZM210 222V221H209ZM211 222H213V221H211ZM226 222V221H225ZM228 222H230V221H228ZM10 223V222H9ZM68 223H69V221H68ZM148 223V225L150 224V222H147ZM158 223V222H157ZM163 223H165V221L163 222ZM234 223V222H233ZM232 223V224H233ZM255 223H256V225H255ZM11 224V223H10ZM10 224H8V225H10ZM14 224V223H13ZM37 224H36V226H37ZM80 224V223H79ZM122 224H120V226L119 227H122ZM133 224V223H132ZM173 224H175L174 222L172 223V225ZM216 224V223H215ZM252 224V223H251ZM252 224V225H253ZM25 225V224H24ZM78 225V224H77ZM111 225V224H110ZM109 225V226H110ZM129 225V224H128ZM154 225V224H153ZM157 225V224H156ZM170 225V224H169ZM201 225V224H200ZM207 225V223H204V226H206ZM227 225V224H226ZM251 225V226H252ZM11 226V225H10ZM21 226H22V224H21ZM36 226L33 224V226H31V225H28V227L29 228H27L28 229V231H31L32 232V234H41V230H39V229H36ZM108 226V225H107ZM112 227H113V225H111ZM124 226V225H123ZM126 226V225H125ZM130 226V225H129ZM134 226V225H133ZM137 226V225H136ZM149 226H151V225H149ZM161 226V225H160ZM166 226V225H165ZM167 226H168V224H167ZM209 226V225H208ZM229 226H231L230 224H229ZM229 226H227L228 227V229H227V231L230 229V227ZM250 226V225H249ZM253 226V227H254ZM17 227V226H16ZM24 227V226H23ZM22 227V228H23ZM27 227V226H26ZM25 227V228H26ZM106 227V226H105ZM119 227H116V229L118 228L119 229ZM132 227V226H131ZM138 227V226H137ZM146 227V228H145ZM159 227V226H158ZM162 227V226H161ZM172 227V226H171ZM175 227H176V224H175ZM179 227H177V229H179ZM216 227V226H215ZM69 228H70V226H69ZM81 227H79V229H80ZM135 228V227H134ZM153 228V227H152ZM154 228H156V227H154ZM160 228V227H159ZM162 228H164V227H162ZM167 228H169V227H167ZM202 228H203V226H202ZM233 227H231V229H232ZM237 228V227H236ZM2 228L0 227V230H1ZM124 229H125V227H124ZM131 229H133V228H131ZM150 229V228H149ZM183 229V230H182ZM199 229H201V228H199ZM197 230L198 232L200 231V230ZM205 229V228H204ZM212 229V228H211ZM7 230V229H6ZM51 230V229H50ZM71 230V229H70ZM78 230V229H77ZM114 229H112V231H113ZM151 230V229H150ZM153 230V229H152ZM171 230V229H170ZM172 230H173V228H172ZM207 230V229H206ZM210 230V229H209ZM214 230H215V228H214ZM233 230V229H232ZM59 231V230H58ZM107 231H108V229H107ZM116 231V230H115ZM122 231L123 232H125L124 230H123V228H122ZM137 231V232H136ZM205 231V230H204ZM211 231V230H210ZM224 231V230H223ZM230 231V230H229ZM2 232V231H1ZM14 232V231H13ZM151 232V231H150ZM155 232H157V231H155ZM158 232H163V231H159L158 230ZM168 232V231H167ZM170 232V231H169ZM178 232H180V230L178 231ZM206 232V231H205ZM3 233V232H2ZM27 233H29V232H27ZM46 233V232H45ZM44 233V234H45ZM52 233V232H51ZM78 233H80L79 231H78ZM116 233V232H115ZM128 233H130L129 231H128ZM134 233V232H133ZM148 233V234H147ZM183 233V232H182ZM227 233V232H226ZM7 234V233H6ZM44 234L42 233L41 234V236L43 235L44 236ZM50 234V233H49ZM96 234H98V233H96ZM109 234V233H108ZM119 234V233H118ZM125 234H126V232H125ZM152 233H150V235L149 236H151V238L153 237L152 235H151ZM153 234H155V233H153ZM163 234H164V232H163ZM162 234V235H163ZM170 234V233H169ZM180 234V233H179ZM179 234H177V235H179ZM196 234V233H195ZM205 234V233H204ZM207 234V233H206ZM214 234V233H213ZM5 235V234H4ZM24 235V234H23ZM72 235H74V234H72ZM103 235H104V233H103ZM122 235V234H121ZM127 235V234H126ZM129 235H132L133 236V234L131 233V234H129ZM156 235H157V233H156ZM159 235V234H158ZM165 235V234H164ZM172 235V234H171ZM182 235V234H181ZM222 235V234H221ZM1 236H3V234L1 235ZM42 236V237H43ZM48 237L50 236V235H47ZM100 236H102V235H100ZM136 236H137V234H136ZM136 236H134V237H136ZM173 236V235H172ZM4 237H6V236H4ZM33 237L36 239V237L33 235ZM108 237V236H107ZM127 237H129V236H127ZM157 237V236H156ZM206 237V236H205ZM39 238H41V237H39ZM75 238V237H74ZM88 237H86V239H87ZM104 238V237H103ZM133 238V237H132ZM161 238V237H160ZM172 238V237H171ZM177 238V237H176ZM212 238H214L213 236H212ZM8 239V238H7ZM44 239V238H43ZM100 239V238H99ZM114 239V238H113ZM123 239V238H122ZM153 239V238H152ZM157 239V238H156ZM156 239H155V241H156ZM159 239V238H158ZM163 239V238H162ZM167 239V238H166ZM205 239V238H204ZM40 240V239H39ZM49 240H50V238H49ZM80 240V239H79ZM100 240H103V239H100ZM108 240V239H107ZM116 240V239H115ZM124 240H125V238H124ZM133 240V239H132ZM172 240V239H171ZM170 240V241H171ZM178 240V239H177ZM81 241H82V239H81ZM110 241V240H109ZM121 242H122V240H120ZM173 242H174V240H172ZM2 242H3V240H2ZM42 242V241H41ZM44 242H45V240H44ZM97 242V241H96ZM102 242V241H101ZM106 242V241H105ZM104 242V243H105ZM120 242V243H121ZM124 242V241H123ZM122 242V243H123ZM157 242V241H156ZM190 242V241H189ZM39 243V242H38ZM46 243V242H45ZM121 243V244H122ZM125 243H127V241L125 242ZM151 243V242H150ZM23 244V243H22ZM49 244V243H48ZM91 244V243H90ZM116 243H114V245H115ZM121 244H119V247L117 246H115V248H117V250H119L118 252H117V254L120 252V250H122L123 248H122V245ZM129 244V242H128V245H130ZM152 244V243H151ZM169 244V243H168ZM188 244V243H187ZM261 244V245H260ZM3 245V244H2ZM7 245V244H6ZM31 245V244H30ZM41 245H43V243L41 244ZM51 245V244H50ZM96 245V244H95ZM104 245H106L107 246V244H104ZM110 245V244H109ZM126 245V244H125ZM130 245V246H131ZM149 245V244H148ZM147 245V246H148ZM172 245V244H171ZM191 245V246H192ZM222 245V246H221ZM45 246H47V243L45 244ZM79 246V245H78ZM98 246V245H97ZM124 246V245H123ZM127 246V245H126ZM130 246H128V247H130ZM140 246V247H139ZM150 246V245H149ZM219 246H221L220 248V253H218V255H217V253H214V251H215V249H217V247H219ZM258 246H259V248H258ZM91 247V246H90ZM100 247V246H99ZM98 247V248H99ZM128 247H125L124 246V248H127V250H128V252H130L129 250H130V248H128ZM136 247H135V250H136ZM193 247H194V245H193ZM192 247V248H193ZM261 247V248H262ZM19 248H20V246H19ZM70 248V247H69ZM73 248V247H72ZM119 248V249H118ZM168 248V247H167ZM181 248V247H180ZM26 249V248H25ZM34 249V248H33ZM77 249V248H76ZM101 249V248H100ZM105 249H106V247H105ZM134 249V248H133ZM133 249H131V250H133ZM144 249H146V248H144ZM194 249V248H193ZM249 249V252L248 253H244V251L245 250H248ZM97 250V249H96ZM96 250H95V252H96ZM108 252H109V250L108 249H106ZM110 250H112V248H110ZM115 250V249H114ZM151 250V249H150ZM153 250V249H152ZM151 250V251H152ZM219 249H217V251H218ZM228 250V254H230L229 251ZM7 251V250H6ZM27 251V250H26ZM37 251V250H36ZM40 251V250H39ZM43 251H45V250H43ZM105 251V250H104ZM106 251V252H107ZM124 251H125V249H124ZM124 251H121L122 253L124 252ZM145 251V250H144ZM154 251V250H153ZM175 251V250H174ZM189 251V250H188ZM11 252V251H10ZM105 252V253H106ZM127 252V253H128ZM138 252V251H137ZM136 252V253H137ZM147 252V251H146ZM145 252V253H146ZM225 252V251H224ZM259 252V251H258ZM262 251L260 250V253H261ZM13 253V252H12ZM41 253V252H40ZM92 253V252H91ZM102 253V252H101ZM110 253V252H109ZM125 253V256H121V257H123V258H120L121 259V261H122V259H124V257L127 259L130 255H128V254H130V253H126V252H124ZM134 253H135V251H134ZM140 253H143V252H140ZM148 253V252H147ZM5 254V253H4ZM25 254V253H24ZM34 254H35V251H34ZM44 254V253H43ZM81 254V253H80ZM100 254V253H99ZM114 254L116 255V253L114 252ZM126 254L128 255L127 257H126ZM184 254V253H183ZM224 254V253H223ZM222 254V255H223ZM228 254H226V256L228 255ZM257 254V253H256ZM27 255V254H26ZM30 255V254H29ZM28 255V256H29ZM37 255H38V252H37ZM40 255V254H39ZM83 255V254H82ZM100 255H103V254H100ZM99 255V256H100ZM109 255V254H108ZM121 255V253H119V255H118V258H116V259H119V256ZM166 255V254H165ZM258 255V254H257ZM15 256V255H14ZM47 256V255H46ZM86 256V255H85ZM95 256V255H94ZM98 256V257H99ZM135 256V255H134ZM175 256V255H174ZM179 256V255H178ZM182 256V255H181ZM180 256V257H181ZM191 256V255H190ZM190 256H189V258H190ZM225 256V257H226ZM239 256L240 257H242V258H240V259H238L239 258ZM259 256H260V254H259ZM263 256V255H262ZM13 257V256H12ZM81 257V256H80ZM97 257V256H96ZM95 257V258H96ZM97 257V258H98ZM115 257H117V255L115 256ZM183 257V256H182ZM222 257V256H221ZM221 257H219V258H221ZM228 257V259H229V256H227ZM236 259H235V258ZM21 259H23L24 260V258H22V257H20ZM105 258V257H104ZM104 258H102V259H104ZM112 258V257H111ZM130 258V257H129ZM128 258V259H129ZM151 258V257H150ZM174 258V257H173ZM187 258V257H186ZM193 258H191V259H193ZM12 259H14V258H12ZM11 259V260H12ZM42 258L40 257V256H38V257H36V258H34L33 259V261H32V264H38V262H41L42 260H41ZM48 259V258H47ZM82 259V258H81ZM99 259H101V258H99ZM107 259V258H106ZM105 259V260H106ZM131 259V258H130ZM135 259H136V257H135ZM141 259V258H140ZM143 259V258H142ZM146 259V258H145ZM153 259V258H152ZM193 259V260H194ZM238 259V260H237ZM263 259V258H262ZM41 260V261H40ZM55 260V259H54ZM53 260V261H54ZM109 260V259H108ZM107 260V261H108ZM114 261H115V259H113ZM132 260V259H131ZM157 260H158V258H157ZM181 260V259H180ZM219 260H221V259H219ZM218 260V262L220 263V261ZM245 260H246V262H245ZM57 261V260H56ZM119 261V260H118ZM117 261V262H118ZM125 261H127V263H128V260H125ZM130 261V260H129ZM191 261V260H190ZM222 261H223V258H222ZM62 262V261H61ZM116 262V261H115ZM115 262H113L114 264H115ZM141 262H142V260H141ZM140 262V263H141ZM166 262V261H165ZM164 262V263H165ZM180 262V261H179ZM189 262V261H188ZM14 263H15V261H14ZM23 263V262H22ZM31 263V262H30ZM51 263V262H50ZM55 263V262H54ZM104 263V262H103ZM106 263H108V262H106ZM112 263V264H113ZM126 263V262H125ZM124 263V264H125ZM143 263V262H142ZM176 263V262H175ZM217 263V262H216ZM218 263V264H219ZM226 262H224V264H225ZM58 264V263H57ZM118 264V263H117ZM121 264H122V262H121ZM134 264H135V262H134ZM169 264V263H168ZM181 264V263H180ZM184 264H188L187 263V261H186V263H184ZM203 264V263H202ZM221 264V263H220ZM223 264V263H222Z\"/></svg>",
    "mask_w": 264,
    "mask_h": 264
}]
</instances>
